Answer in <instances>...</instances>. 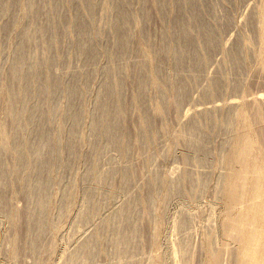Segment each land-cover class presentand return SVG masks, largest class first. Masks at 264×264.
<instances>
[{"label":"rangeland","instance_id":"1","mask_svg":"<svg viewBox=\"0 0 264 264\" xmlns=\"http://www.w3.org/2000/svg\"><path fill=\"white\" fill-rule=\"evenodd\" d=\"M26 0L23 1V4L25 3H28V4H25L24 6H14V8H12L13 10V17L11 15H8L9 17H7V15H1L0 14V88L4 86V84H8V81L6 80V76L7 75V71L9 69L11 62L12 60L10 59V57L13 59V50L15 49V47L17 46V43L18 40L20 39V37L25 33L28 34V44H27V53H28V58H27V61H28V64L29 62L30 63H33L34 61L33 60H39V59H43L46 55H49L48 53H50V56H52V59H53V62L50 63L52 64V66H49L51 69H49L50 73H52V75L54 76L55 75V78L58 79V81L61 83V85H69L71 83V81H73L74 78H78L80 79L78 81V85H80V88L82 87V85H84L82 87V89H84V91H82V89L80 90V92L82 93H79V100L80 103L78 105V107H80L81 109V106H82V109H89V112H92L94 110V106H96V103L98 102L97 98H98V93H99V90L97 91V89H100L101 87V82H103L104 78H105V73L107 70L111 69L112 70V67L114 68V66H122V69L124 70V72L126 73V76L125 77V81H124V86H123V91H122V94L123 97H125L124 99L128 102L130 106H128L127 108V111H126V117H125V121L123 122V125L125 127V132L126 134L128 135L127 137H129V145L131 146H128L129 148L126 149L128 150L127 152H124L121 153L119 150H117V148L113 145H109V144H105L104 141H102L101 143H99L98 147H100L101 149H103L101 151H94V149H92V147L90 148V141H91V138H92V135L91 133L89 132V128H88V121H89V117H85L80 125V129H79V135L81 136V139L79 140V143H77L73 148L72 150H67V149H63V147H65V145L63 146V142H66V139L68 137V133L66 134V130L65 128L67 126L65 125H61L63 124L64 122V117L63 115V112L65 110V107L64 105L66 104L65 101L66 99L64 98L65 95L62 91L60 93L57 92L56 93V96H54V99L52 101H54V103L56 102L55 106L53 105L54 103L52 102L51 105H53V107H55V109L52 110V107L51 105L48 106L46 104V106H44L45 108L47 107V109H50L52 110L53 113L50 112L49 115H51V117H49V121L46 122V127L49 129V132L52 136H55L54 139L56 137L55 140L59 141L57 143V145L59 146L58 148H55V151L57 149L56 152H58L57 154L55 153V157H54V161L53 163L55 164H52V167L51 170H50V177L51 179H54L55 183L52 185V187L54 189H52L51 187V195L52 198L51 199V206H49V228L45 229L43 231V236L40 237V240H43V241H40V245L38 247V250L36 252H31L30 248L28 247L29 246V239L30 236L28 235L27 231L25 232V210H26V207L28 205V203L25 204V201L27 202L29 199L28 197L26 196V189L25 187L22 186V184H20V180L21 177L19 175L17 176H10V173H11V170L13 171V167L15 166V159H14V154H12L13 152V149H9L8 151H5V152H1L0 151V159L3 157V159L0 160V164H2L3 166H5V169H6V172L7 174L10 176L9 179L7 180V182L5 181V189H4V193H5V197H6V203L8 205V207H11V208H15V210L17 212L20 213V215L22 216V219L19 220L18 224L16 222V224H10L9 226V220L7 219V216H5L6 214H4V212L2 213V211H0V215L4 214L3 216L1 215L0 216V264H81V261H79V259L77 260L76 258H74L76 255V252L74 251H78V249L76 250H73L75 248H79V245L82 243V241L85 239V240H88L89 238H91L90 236L93 235V233H97L99 235V241L97 244L98 246H95L93 248V252L95 253L94 255V260H93V264H124V263H130V264H149V261L150 263H152V260L155 259V258H158L160 257H164L163 255H165V257L167 258L168 256V251L166 248H170L168 245L174 248H172V257H173V264H198L201 260V262L204 260V258H202V255H204L203 253V243L205 242V239H203L204 237H206V235L208 236V233L211 231L212 229V223L210 221H212L214 219V212H213V201L218 197V194L217 192H219V188L220 185H219V180L220 178L218 179V177L220 176V171L219 170H223V168H220L222 167L219 162H220V159H221V156H223V154H225L224 152H226L225 150H227V146L229 145L230 143V139H231V134L234 132V128H236L237 124V119L234 118L235 115H231L234 114L235 112H232L231 113L229 112L228 110V107H224V105H222L224 103V101H226L227 99L229 98H235L237 100H242L246 106V104L249 103V105H247L246 109L245 107H243V109L248 113V118L250 117L251 119L249 120H252L254 119L253 121H251L252 123L254 121H256L257 123L259 122L260 120V117H263L264 119V114L261 112V110L264 112V101H260L259 102V105L257 104L258 102H252L250 101L251 98L249 97H252L253 94L255 93H264V57L262 58L261 57V63L259 62L260 60V57L258 56L257 54V51H259V49L257 48V45L259 44L258 43V40L257 38H259L257 36L258 32L256 30V27H254L255 25V22H254V18L251 19L253 16V13H255V6L257 5L256 4V1L254 2V0H200L202 1V3L205 5L206 7V12L204 11L205 13V20L206 22L212 26V28H214L213 30L216 32V37H217V47L215 46L213 48V50L209 53L208 58H205L203 59V62L199 59L200 62L198 64H194V65H184L182 67H176L175 65V60L174 57L170 54H163L161 56V60H159L158 63L161 62V66H159L160 64H158V67H159V71H158V78L160 79V81L162 82V84L165 86L162 85L161 89L157 86L154 87V85L152 86V84H149L147 83L146 86H144L145 90H144V95L147 96L144 98L147 100H143V103L145 104V107L146 109L148 110V112L151 110V108H154L156 104L159 103H163V112L158 116H156L157 114L154 113L153 114V109L150 111L153 115H151V120H152V126H151V135H150V138L148 139L149 141L145 142V141H142V140H139L138 139V136L135 135L139 130L140 128V123L138 122V117H139V112L137 111L138 108H137V105H135L134 102V96H135V93H136V81H135V77H133V75L135 76V67H134V64H137L138 62H145L146 64L148 62H150L147 54H149V57L151 56V59L155 61V58L157 59V56H153V55H156L155 53V46L156 44H158V41L160 39V37H162L163 35L166 36L169 40V42L172 41V34H171V31L168 32V29L170 27V29H172V22L171 19L173 18L174 14L175 13H170V11L167 9L168 8V4L170 1L172 0H163L162 2V5L164 6V13L161 11H159L158 9V5H154L155 2L152 3L153 0H147V3L143 0H128L127 2L128 3V6H129V10L131 11V14L134 18V21H135V24L138 23V24H134L132 26H130L131 28L129 29V31H131V42H130V46H129V50H128V54H127V57H126V54L121 58V59H118L116 60V58L113 59L109 58L112 57L114 51H115V40H114V36H113V33H112V15H111V11L109 12L108 9L106 10L107 6L106 4H103V3H106V0H95V3H97V5L94 7V10H93V14L92 15H89L87 16L88 18V21H89V24L90 27H93L92 29H94V31L96 32L95 35H99L95 36L94 39V44H96V50H97V55H96V59L97 60H93V61H88V59L85 57H83L84 55L77 51L79 50L78 48H76L77 46V43L76 41L78 39V36H77V33L76 31L70 27V25L66 24L67 21L71 20V18L73 17L74 15V5L73 2L75 3L76 1L78 2H82L83 0H74V1H70V0H63V1H60L61 4L57 3L55 4L54 3V0H36L38 2H36L35 0H32L35 8L38 7V11L37 12H34L35 8H33V5L31 0H30V7L29 6V0H27V2H25ZM35 1V2H34ZM73 4V6H71L69 3L70 2ZM102 1V2H101ZM141 3H140V2ZM151 1V2H149ZM165 1H167L165 3ZM204 1V2H203ZM231 1V2H230ZM45 2V3H44ZM53 3L50 4V3ZM69 2V3H68ZM76 2V3H77ZM137 4H136V3ZM143 2V3H142ZM255 4H254V3ZM37 3V4H36ZM48 5H47V4ZM145 3V4H144ZM150 3V4H149ZM165 3V4H163ZM168 3V4H167ZM210 3V4H209ZM22 4V5H23ZM46 4V6H45ZM53 5V8L52 6L50 5ZM133 4V5H132ZM139 4V6H138ZM144 4V5H143ZM28 5V6H27ZM39 5L41 7H39ZM57 6L59 5V7L57 6V9L56 10V7L54 6ZM67 5V6H66ZM70 7H69V6ZM81 5V4H80ZM99 5V6H98ZM103 5V7H102ZM105 5V6H104ZM66 6V7H65ZM101 6V8H100ZM136 6V7H135ZM213 6V7H212ZM254 6V7H253ZM23 7V8H22ZM45 7V9H44ZM48 7V8H47ZM51 7V8H50ZM68 7V8H67ZM17 8V10H16ZM55 8V11H53ZM64 8V9H61ZM73 8V9H72ZM98 8V9H97ZM145 8H149V9H146V11L149 13V18L150 20H146L148 22H145L144 20V17H143V13H144V9ZM210 8V9H209ZM251 8V9H250ZM24 9V10H23ZM26 9V10H25ZM30 9V10H28ZM72 9V10H70ZM141 9V10H140ZM142 9L144 11H142ZM151 9V10H150ZM178 8H175L174 9V12H177ZM22 10V11H21ZM34 10V11H33ZM41 10L42 13H41ZM47 10V12H46ZM69 10V11H68ZM249 10V11H248ZM251 10V11H250ZM15 11V13H14ZM21 11V12H20ZM27 11V13H26ZM50 11V12H49ZM100 11V12H99ZM104 11V12H102ZM168 11V12H167ZM212 11V12H211ZM18 12V13H17ZM66 12V13H64ZM95 12H96V15H95ZM214 12V13H213ZM22 13V14H21ZM33 13V14H32ZM45 13V14H44ZM49 13V14H48ZM60 13V14H59ZM84 14L86 12H83ZM102 15H101V14ZM134 13V15H133ZM157 13H158V16H157ZM161 13V14H160ZM171 16H170V14ZM241 13V14H240ZM248 13V14H247ZM25 14V16H24ZM57 16H56V15ZM104 14V15H103ZM107 14V15H106ZM109 14V15H108ZM141 14V15H140ZM152 14V15H150ZM240 14V15H239ZM249 16H247V15ZM20 15V16H19ZM37 15V16H36ZM43 15V16H42ZM58 15L59 16H62L61 18H65L64 20H67L66 22H62L63 23V26L62 25H59V27H57L56 25H53L55 24V19L58 18ZM65 15V17H64ZM67 15V16H66ZM70 15H71V18H70ZM101 15V16H100ZM137 15V16H136ZM156 15V16H155ZM162 15V16H161ZM243 15V16H242ZM31 16V17H30ZM53 16V17H52ZM92 16V17H91ZM96 16V17H95ZM103 16V17H102ZM108 16V18L106 17ZM110 16V17H109ZM151 16V17H150ZM166 16V17H165ZM208 16V17H207ZM211 16V17H210ZM215 18H214V17ZM241 16V18H240ZM6 17V18H5ZM17 17V18H16ZM22 17V18H21ZM25 17V18H24ZM38 17V18H37ZM42 19H41V18ZM47 17V18H45ZM56 17V18H55ZM90 17V18H89ZM141 17V18H140ZM157 17V18H156ZM226 17V18H225ZM229 17V18H228ZM251 17V18H250ZM12 18V19H11ZM26 20H24V19ZM40 18V19H39ZM50 18V19H49ZM54 18V19H53ZM69 18V19H68ZM94 18V19H92ZM159 18V19H158ZM164 18V19H162ZM212 18V19H211ZM247 18H249L252 22H249L247 20ZM21 19V20H20ZM28 19V20H27ZM32 19V21H31ZM92 19V20H91ZM138 19V22H136ZM158 19V20H157ZM169 19V20H168ZM231 21V22H229ZM233 19V20H232ZM241 19V20H240ZM16 20V21H15ZM45 20V21H43ZM48 20V21H47ZM52 20V22H51ZM58 20V19H57ZM63 20V21H64ZM160 20V22H159ZM167 22H166V21ZM208 20V21H207ZM211 20V21H210ZM215 20V21H214ZM241 22H240V21ZM3 21V22H2ZM23 23H22V22ZM36 21V22H35ZM50 21V22H49ZM54 21V22H53ZM96 21V22H95ZM106 21V22H105ZM225 21V22H223ZM245 21H248L249 23L245 22ZM11 22V24H10ZM16 22V23H15ZM19 22V23H18ZM92 22V23H90ZM108 22V23H107ZM166 22V23H165ZM170 25H168L169 23ZM213 22V23H212ZM221 22V24L219 23ZM224 24H223V23ZM8 23V24H7ZM29 23V24H28ZM33 23V24H32ZM52 23L51 25L55 27V30L58 31V35H56V41L54 43V45L51 47L47 46L48 44V38H49V34L48 33H45L44 36L43 34H39V32L37 31V28H38V24H40L39 26H43V25H48ZM107 25H106V24ZM110 23V24H109ZM142 23V24H141ZM162 23V24H161ZM212 23V24H211ZM215 23V24H214ZM219 23V24H218ZM243 23V24H242ZM250 23L253 25L251 26ZM4 24V25H3ZM8 25V29L4 28L3 26ZM21 24V26L19 25ZM25 24V25H24ZM32 24V25H31ZM37 24V25H36ZM141 24V25H140ZM151 26H150V25ZM165 24V25H164ZM167 24V25H166ZM3 25V26H2ZM13 25V26H11ZM15 25V26H14ZM18 25V26H17ZM23 25V26H22ZM27 25V27H26ZM36 25V27H35ZM45 25V26H46ZM93 25V26H92ZM98 27H97V26ZM139 25V26H138ZM144 25H148L147 27L144 26ZM163 25V26H162ZM218 25V26H217ZM221 25V27H220ZM249 27H248V26ZM62 26V27H60ZM106 26V27H104ZM136 26V27H135ZM235 26V27H234ZM239 26V27H238ZM3 27V28H1ZM10 27V28H9ZM19 27V28H18ZM29 27V28H28ZM32 27V28H31ZM35 27V28H34ZM65 27V28H64ZM133 27V28H132ZM143 27V28H142ZM146 29H145V28ZM151 27V28H150ZM159 27V28H158ZM168 27V29H167ZM231 27V28H230ZM233 27V28H232ZM253 27V28H252ZM15 28V30H14ZM61 28V29H60ZM63 28V29H62ZM70 28V29H69ZM73 30H72V29ZM96 28V29H95ZM109 28V29H108ZM216 28V29H215ZM227 28V29H225ZM235 28V29H234ZM27 31H26V30ZM31 29V30H30ZM35 29V30H33ZM66 29V30H65ZM108 29V30H107ZM134 32H133V30ZM143 29V30H142ZM152 29V30H151ZM166 29V30H164ZM223 29V30H222ZM231 29V30H230ZM251 29V30H250ZM253 29V30H252ZM63 30V31H62ZM72 30V31H71ZM106 30V31H105ZM158 30V31H157ZM220 30V31H219ZM3 31V32H2ZM10 31V32H9ZM13 31L16 32V33H11ZM26 31V32H25ZM150 31V32H149ZM155 31V32H154ZM162 31V32H160ZM167 31V32H165ZM193 31V30H192ZM222 31V32H221ZM231 31V32H230ZM242 33H241V32ZM8 32V33H7ZM30 32V33H29ZM33 32V33H32ZM35 32V33H34ZM37 32V33H36ZM62 32V33H61ZM99 34H98V33ZM146 32V33H145ZM228 32H230L231 34H229ZM256 32V33H255ZM3 33V34H2ZM10 33V34H9ZM107 33V34H106ZM130 33V32H129ZM139 33V34H137ZM152 33V34H151ZM155 35H154V34ZM162 33H165V34H162ZM221 33V34H219ZM237 33V34H236ZM2 34V35H1ZM8 34V35H7ZM18 36H17V35ZM26 34V35H27ZM137 36H136V35ZM143 34V35H142ZM151 34V35H149ZM162 34V35H160ZM256 34V35H255ZM10 35V36H9ZM16 35V36H15ZM32 35V36H31ZM43 37H42V36ZM47 35V36H46ZM108 35V36H106ZM146 35H148L149 37H152L149 38L147 37ZM232 35V36H231ZM240 35V36H239ZM246 36L247 40H250L249 42L243 37ZM255 35V36H254ZM4 36V37H3ZM6 36V37H5ZM8 36V37H7ZM13 36V37H11ZM36 36V37H35ZM60 38H59V37ZM77 36V37H76ZM142 36V37H141ZM101 37V38H99ZM155 37V38H154ZM230 37V38H229ZM243 37V38H242ZM11 38V39H10ZM38 38V39H37ZM41 38H43V40H41ZM44 38H46L44 40ZM106 38V39H105ZM149 38V39H147ZM254 38V40H253ZM256 38V39H255ZM3 39V40H2ZM6 39V40H5ZM15 39V40H14ZM74 39V40H73ZM135 39V40H134ZM143 39V41H142ZM147 39V40H146ZM157 39V40H156ZM171 39V40H170ZM220 39V40H219ZM241 39V40H239ZM243 39V40H242ZM33 40V42H32ZM36 40V41H35ZM111 40V41H110ZM137 40V42H136ZM140 40V41H139ZM246 40V41H245ZM256 40V41H255ZM6 41V42H5ZM45 43H43V42ZM70 41V42H69ZM102 41V42H101ZM222 41V42H221ZM242 41V42H241ZM245 43H249V44H244ZM40 42V43H39ZM47 42V43H46ZM112 42V43H111ZM153 42V43H151ZM220 42V43H219ZM238 42L240 43V49L244 52L245 49L247 52L246 55L241 52L240 53V56L243 55V57H240V65L238 64H235L232 60H231V53L234 51V49H236V45L239 46ZM6 43V44H5ZM35 43H37L35 45ZM76 43V44H75ZM99 43V44H98ZM134 43V44H133ZM223 43V44H222ZM242 43V44H241ZM258 43V44H257ZM13 44L15 45L13 47ZM43 44L46 46H43ZM102 44V45H101ZM111 44V45H110ZM132 44V45H131ZM145 44V45H143ZM220 44V45H219ZM244 44V45H243ZM257 44V45H256ZM9 45V46H8ZM33 45L35 47H33ZM58 45V46H56ZM72 45V46H71ZM106 47H104V46ZM113 45V46H112ZM226 45V46H225ZM235 45V46H234ZM248 45V47H247ZM251 47H250V46ZM255 45V46H254ZM260 45V44H259ZM258 45V47H260ZM40 46V47H38ZM55 46V47H54ZM97 46H100V47H97ZM136 46V47H135ZM149 46V47H148ZM246 46V47H244ZM6 47V48H5ZM45 47V49L43 48ZM52 50H50L49 48ZM60 47V49H59ZM74 47V48H73ZM140 47V48H139ZM146 47V48H145ZM151 47V48H150ZM153 47V48H152ZM175 47H176V43H175ZM219 47V48H218ZM250 47V48H249ZM30 48V50H29ZM35 48V49H34ZM39 48V49H38ZM41 48V49H40ZM48 48V49H47ZM76 48V49H75ZM105 48V49H104ZM112 48V49H111ZM149 48V49H148ZM216 48V49H215ZM221 48V49H220ZM231 48V49H230ZM252 48V49H251ZM256 50H255V49ZM2 49V51H1ZM8 49V50H7ZM43 49L45 51H43ZM62 49V50H61ZM105 52H104V50ZM111 49V51H110ZM133 51H132V50ZM142 49V50H141ZM147 49V50H146ZM240 49H239V52H240ZM248 49V50H247ZM258 49V50H257ZM33 50V52L31 51ZM37 50V51H36ZM42 52H41V51ZM47 50V51H46ZM49 50V51H48ZM103 50V51H102ZM151 50V51H150ZM227 50V51H226ZM254 50V51H253ZM40 51V52H39ZM57 53H56V52ZM100 51V52H99ZM102 51V52H101ZM108 51V52H107ZM130 51V52H129ZM147 53V51L149 53ZM203 50L200 51V53L202 52ZM226 51V52H225ZM252 51L255 52V54L257 56H255L254 54L252 55ZM44 52V53H43ZM80 54H79V53ZM104 52V53H103ZM221 52V53H220ZM4 53V54H3ZM9 53V54H8ZM35 53V54H34ZM43 53V54H41ZM53 53V54H52ZM101 53V54H100ZM110 53V54H109ZM142 53V54H141ZM226 53V54H225ZM31 54V55H29ZM34 54V55H33ZM46 54V55H45ZM57 54V55H56ZM79 54V55H78ZM81 54L83 56H81ZM146 54V55H145ZM204 54V51L201 53V55ZM225 54V56H224ZM230 54V56H229ZM12 55V56H11ZM37 58H36V56ZM43 55V56H42ZM45 55V56H44ZM100 58H99V56ZM102 55V56H101ZM138 55V56H137ZM144 55V56H143ZM166 55V56H165ZM205 55V54H204ZM248 55V56H247ZM250 55V56H249ZM39 56V57H38ZM79 56V57H77ZM106 56V57H105ZM108 56V58H107ZM172 56V57H171ZM229 56V57H228ZM245 56V57H244ZM253 56L254 59H253ZM31 57V59H29ZM34 57L36 59H34ZM58 59H57V58ZM98 57V58H97ZM126 57V58H125ZM149 59H147V58ZM165 59H164V58ZM170 57V58H169ZM247 57V58H246ZM258 57V59H257ZM5 58V59H4ZM63 58V59H62ZM80 58V59H79ZM84 58V59H82ZM104 58V59H103ZM128 58V59H127ZM144 58V60L142 59ZM57 59V60H56ZM87 59V60H86ZM103 59V60H102ZM123 59V60H122ZM256 59H257V64H256ZM11 60V62H10ZM85 60V61H84ZM99 60V61H98ZM105 60V61H104ZM112 62H111V61ZM116 60V61H115ZM129 60V62H128ZM148 60V61H147ZM206 60V61H205ZM82 61V62H80ZM96 61V62H95ZM124 61V62H123ZM132 61V63H131ZM166 61V62H165ZM172 61V62H171ZM228 61V62H227ZM263 61V62H262ZM55 62V63H54ZM61 62V63H60ZM93 62V63H92ZM95 62V63H94ZM110 63V66H109V63ZM114 62V63H113ZM120 62V63H119ZM122 62V63H121ZM126 62V63H125ZM245 62V63H244ZM54 63V64H53ZM58 63V64H57ZM63 63V64H62ZM91 63L93 64L91 66ZM97 63V64H96ZM112 63V64H111ZM118 63V64H117ZM166 63V64H165ZM172 63V64H171ZM244 63V64H243ZM85 64V65H84ZM90 64V65H89ZM164 64V65H163ZM172 67H171V65ZM205 64V65H204ZM56 65V66H55ZM83 65V66H82ZM87 65V66H86ZM112 65V66H111ZM203 67H202V66ZM238 65V66H236ZM243 65V67H242ZM6 66V67H5ZM86 66V68H85ZM106 68H105V67ZM128 66V68H126ZM80 67V68H79ZM90 67V68H89ZM108 67V68H107ZM111 67V68H110ZM188 67L190 68V70L188 69ZM192 67V68H191ZM194 67V68H193ZM197 67V68H196ZM200 67V68H199ZM234 67V68H233ZM259 67V68H258ZM262 67V68H261ZM79 68V69H78ZM85 68V69H83ZM104 68V69H103ZM196 68V69H195ZM236 68V69H235ZM6 69V71H5ZM55 69V70H54ZM95 69V70H94ZM103 69V70H102ZM131 69V70H130ZM164 69V70H163ZM177 69L175 72L174 70ZM181 69V70H180ZM184 69V70H182ZM187 69V70H185ZM198 69V70H197ZM199 69H202V70H199ZM87 73H83L85 71ZM127 70V71H126ZM188 70L189 72L191 73H188ZM239 70V71H238ZM73 71V72H72ZM81 71V72H79ZM94 71V72H93ZM104 71V72H103ZM178 71V73H177ZM184 71V72H182ZM187 71V72H186ZM58 72V73H57ZM71 72V74H70ZM90 72V73H89ZM92 72V73H91ZM103 74H102V73ZM132 72V73H131ZM163 72V73H162ZM196 72V73H195ZM200 72V73H199ZM76 73V74H75ZM79 73V75H77ZM82 73V74H81ZM161 73V74H160ZM184 73V74H183ZM218 73V74H217ZM4 76H3V75ZM62 76H61V75ZM81 74V75H80ZM90 74V78L88 77V75ZM93 74V75H91ZM95 74V75H94ZM130 74V75H129ZM165 74V75H164ZM175 74V75H174ZM190 74V75H189ZM195 74V75H194ZM198 74V75H197ZM59 75V77H58ZM68 75V76H67ZM83 75H86V77L84 78ZM179 75V76H178ZM193 75V76H192ZM74 76V77H73ZM80 76V78H79ZM93 76V77H92ZM166 76V77H165ZM169 76V77H168ZM220 76V77H219ZM222 76V77H221ZM3 77V78H2ZM83 77V78H82ZM174 77L176 79H174ZM202 77V78H201ZM220 79L219 82L220 83V87H221V92L215 94V95H212L211 97L208 96L206 97V95H204L205 91L209 90V85H212L213 84V81L214 79ZM162 78V79H161ZM165 78V79H164ZM186 78V79H184ZM222 78L224 80H222ZM68 79V80H67ZM84 79V82L82 83ZM86 79V80H85ZM91 79V80H90ZM93 79V80H92ZM168 79V80H167ZM178 79H180V81H183L185 82V85L187 86V94L184 95L185 97L183 98V100L181 101V106L179 105L178 109L176 108L175 104L173 105V99L175 100L176 97L178 96V92H177V84L178 83ZM182 79V80H181ZM191 79V80H189ZM212 79V80H211ZM218 79V80H219ZM4 80V81H3ZM186 80V81H185ZM189 80V81H187ZM198 80V81H197ZM65 81V82H63ZM88 81V82H87ZM91 81V82H89ZM94 81V82H92ZM98 81V82H97ZM131 81V82H130ZM167 81V82H166ZM174 81V82H173ZM177 81V82H176ZM224 81V82H223ZM226 81V82H225ZM4 82V83H3ZM89 83L88 85L85 83ZM101 84H100V83ZM132 84H130V83ZM189 82V83H188ZM191 82H195L194 83H191ZM34 84L36 83L33 82ZM33 83H32V87H31V90L33 88V91L36 92V85L33 86ZM82 83V85H81ZM85 83V84H84ZM175 83V84H174ZM236 83V85H235ZM98 84V85H97ZM169 86H168V85ZM194 84V85H193ZM238 84V85H237ZM2 85V86H1ZM130 85V86H129ZM175 85V86H174ZM225 85V86H224ZM233 85V86H232ZM235 85V87H234ZM98 86V87H97ZM150 86V87H149ZM174 86V87H173ZM191 86V87H190ZM209 86V87H208ZM228 88H227V87ZM230 86V87H229ZM238 86V87H237ZM79 87V86H78ZM133 87V88H132ZM154 87V89H153ZM176 87V88H175ZM189 87V88H188ZM208 87V88H207ZM234 87V88H233ZM166 88V89H164ZM170 88H173L172 90ZM204 88V90H203ZM211 88V87H210ZM35 89V90H34ZM87 89V91H86ZM147 89V90H146ZM159 91V94H158V91L155 93L156 90ZM189 89V90H188ZM126 90V92H125ZM174 90V91H173ZM32 91V96L30 94V99L28 98V103L29 106L33 105V103L35 101H37V96H36V93H34ZM86 91V92H85ZM161 91V92H160ZM124 92V93H123ZM166 92V93H164ZM255 92V93H254ZM60 93V94H58ZM127 93V94H125ZM134 93V94H133ZM164 93V94H163ZM169 95H168V94ZM174 93V94H173ZM253 93V94H252ZM81 94V95H80ZM156 96H155V95ZM163 94V95H162ZM167 94V95H166ZM59 95V96H58ZM130 95V96H129ZM165 95V97H164ZM243 95V97H242ZM35 96V97H34ZM58 96V97H57ZM83 96V97H82ZM97 96V97H95ZM167 96H169L168 98H166ZM172 96V97H171ZM188 96V97H187ZM203 98H202V97ZM247 98H245V97ZM3 97V96H2ZM0 98V125H5V128L7 130L8 128V131L10 132L9 129H11V125L9 124V121L12 122L11 120H9L8 117H6L7 115V110H8V101L5 97L3 98ZM32 97V98H31ZM133 97V98H132ZM159 98L157 100V98ZM165 99H164V98ZM206 97V98H205ZM242 97V98H240ZM149 98V99H148ZM189 98V99H188ZM245 98V100H244ZM249 98V99H248ZM36 99V100H35ZM170 99V101H168ZM187 99V100H186ZM247 99H248V102H247ZM35 100V101H34ZM60 100V101H59ZM62 100V101H61ZM130 102H129V101ZM133 100V101H132ZM165 104H164V102ZM213 100V101H212ZM3 101V102H2ZM5 101V103H4ZM82 101V102H81ZM145 101V102H144ZM161 101V102H160ZM212 101V102H210ZM95 104H94V103ZM147 102V103H146ZM153 102V104H152ZM167 102V103H166ZM184 102V103H183ZM207 102V103H206ZM213 102L215 103H219L220 104V107L218 109H215L212 110L210 113H208V117H207V114H194V115H197L196 117H198L196 120L199 121V123L197 122V125L199 127V131H201V135L206 138L204 139L203 141V146H204V149H205V154L204 152L203 153H200L198 151H196L195 149L193 150V148L190 145L189 143V140L190 139V136L188 135V125H189V121L191 122V114L190 115H184L183 112H185L188 108L192 107V105L196 106V107H201V103L202 105L206 106V105H211ZM243 102H242V106L243 105ZM3 103V104H2ZM93 103V104H92ZM192 103V104H191ZM194 103V104H193ZM251 103H254V105L258 106L257 107V110L254 111L256 109V107L254 105H251ZM7 104V106H6ZM35 104V103H34ZM58 104L60 107H58ZM62 104V105H61ZM147 104V105H146ZM152 104V105H151ZM169 104V105H168ZM197 104V105H196ZM87 105V106H86ZM89 105V106H88ZM93 105V106H92ZM151 105V106H150ZM167 105V106H165ZM174 107H173V106ZM199 105V106H198ZM262 105V106H261ZM5 106V107H3ZM86 106V107H85ZM148 106V107H147ZM153 106V107H152ZM170 106V107H169ZM222 106V107H221ZM91 107V108H90ZM130 107V108H129ZM150 107V108H149ZM166 107V108H165ZM224 107V109H222ZM253 107V110L251 109ZM260 107V111L258 110V108ZM58 108V109H57ZM64 108V109H63ZM135 108V109H134ZM250 108V109H249ZM92 109V110H91ZM137 109V110H136ZM228 110V114L227 113V110ZM251 110L250 114L252 115H249V112L247 111ZM5 110V111H4ZM57 110V111H56ZM131 110V111H129ZM176 110V111H175ZM180 110H182L180 112ZM185 110V111H184ZM218 110V111H217ZM135 111V112H134ZM258 111V112H257ZM4 115H3V113ZM6 112V113H5ZM61 112V113H60ZM149 112V113H150ZM190 112V111H189ZM254 112H256L258 115V119H256V117L253 115ZM213 113V114H212ZM224 113V114H223ZM58 114V115H57ZM189 114V113H187ZM263 114V115H262ZM55 115V117L53 116ZM61 115V116H60ZM181 115V116H180ZM202 115V116H201ZM205 115V116H204ZM228 118L230 117L229 115H231V123L230 124L229 122H227L226 118L227 116ZM260 115V116H259ZM262 115V116H261ZM178 116V118H177ZM186 116V118H185ZM200 116V117H199ZM226 116V117H225ZM254 116V117H253ZM5 117V118H4ZM21 117V119L23 120L24 116H19ZM136 117V118H135ZM182 117V118H181ZM195 118V116H193ZM204 117V118H203ZM206 117V118H205ZM210 117V119H208ZM62 118V119H61ZM188 118H189V121H188ZM201 120H200V119ZM227 118V119H228ZM21 119L19 118L17 121H21ZM87 119V120H86ZM155 119V120H154ZM160 119V120H159ZM177 119V121H176ZM199 119V120H198ZM203 119V120H202ZM235 121H232L234 120ZM5 120V121H4ZM9 120V121H8ZM48 120V119H47ZM52 120V121H51ZM138 120V121H137ZM193 120V119H192ZM211 122H210V121ZM225 122H224V121ZM3 121V122H2ZM16 121V119L14 120V122ZM19 121V122H20ZM57 121V123H56ZM63 121V122H62ZM127 121V122H126ZM183 121L184 124H183ZM201 121V122H200ZM208 121V122H207ZM18 122V123H19ZM62 122V123H61ZM138 122V123H137ZM182 122V123H181ZM206 124H204V123ZM235 122V123H234ZM3 123V124H1ZM7 125H6V124ZM21 123V122H20ZM19 123V124H20ZM48 123V125H47ZM60 124L59 128H58V124ZM125 123V124H124ZM180 123V124H179ZM187 123V124H186ZM211 123V124H210ZM213 123V124H212ZM226 123V124H225ZM227 123H229L231 126H229ZM17 124V122H16ZM22 124L24 125L25 124V120L24 122L22 121ZM20 124V125H22ZM57 124V125H56ZM84 124V125H83ZM156 124V125H155ZM165 126H164V125ZM182 124V125H181ZM202 124V125H201ZM233 124H236L234 127H233ZM139 125V126H138ZM163 125V126H161ZM213 125V126H212ZM8 126V127H7ZM127 126V128H126ZM161 126V128H160ZM202 126V127H201ZM62 127V128H61ZM137 127V128H136ZM163 127V128H162ZM229 127V128H228ZM231 127V128H230ZM64 128V129H63ZM68 128V127H67ZM66 128V129H67ZM83 128H85L83 130ZM87 128V129H86ZM167 128V129H166ZM172 128V129H171ZM56 129V130H55ZM58 129V130H57ZM63 129L65 131L62 132V131H59ZM133 129V130H131ZM136 129V130H135ZM158 129V131H157ZM226 129V130H225ZM233 131L230 133V130ZM52 130V131H51ZM81 130V131H80ZM128 133H127V131ZM167 130V131H166ZM176 132H174V131ZM55 131V132H54ZM131 131V132H130ZM135 131V132H134ZM164 131V132H163ZM166 131V132H165ZM169 131V132H168ZM188 133H187V132ZM53 132V133H52ZM60 132V133H59ZM68 132V131H67ZM173 132V133H172ZM178 132V133H177ZM156 133V134H155ZM159 133V134H157ZM166 133V134H165ZM207 133V134H206ZM228 133V134H227ZM56 134V135H55ZM90 134V136H89ZM132 134V135H130ZM134 134V135H133ZM170 134V135H169ZM177 134V135H176ZM200 134V132L198 133ZM226 134V135H225ZM160 135V136H159ZM161 135L163 137H161ZM172 135V136H171ZM174 135V136H173ZM188 135V136H187ZM208 135V136H207ZM229 135V136H228ZM65 136V137H64ZM132 136V137H131ZM155 136V137H154ZM169 136V137H167ZM182 136V137H180ZM186 138H185V137ZM207 136V137H206ZM228 136V137H227ZM82 137L84 139H82ZM90 137V139H89ZM153 137V138H152ZM166 137V138H165ZM171 137V138H170ZM174 137V138H172ZM184 137V138H183ZM135 138V139H134ZM137 138V139H136ZM158 140H157V139ZM170 138V139H169ZM181 138V139H180ZM227 138H230L229 141H227L228 139ZM60 139V140H59ZM63 139V140H62ZM156 139V140H155ZM161 139V140H160ZM163 139V141H162ZM169 139V140H168ZM178 139V140H176ZM187 139V140H186ZM88 140V141H87ZM156 142H155V141ZM173 140V141H172ZM174 140H175V143H174ZM56 141V142H57ZM77 141V140H76ZM136 141V142H135ZM142 141V142H140ZM151 141V143H150ZM161 141V142H160ZM228 145H227V143ZM85 142V143H84ZM133 142V143H131ZM144 142V143H143ZM164 142V143H162ZM169 142V144H168ZM177 142V143H176ZM225 144H224V143ZM81 143V144H80ZM87 143V144H86ZM89 143V145H88ZM131 143V144H130ZM137 143V145H136ZM150 143V144H149ZM184 143V144H183ZM80 144V145H79ZM152 144V145H151ZM80 147H79V146ZM107 145H109L107 147ZM167 145V146H166ZM224 147H223V146ZM103 146V147H101ZM139 146V148H138ZM207 146V147H206ZM79 147V148H77ZM141 147V148H140ZM144 147V150L142 149ZM184 147H188V148H184ZM88 148V150H87ZM107 148V149H106ZM111 148V149H109ZM134 148H137V149H134ZM171 148V149H170ZM64 151H63V150ZM82 149V150H81ZM116 149V150H115ZM147 149V150H145ZM168 150V151H165V150ZM174 149V150H173ZM12 150V151H11ZM62 150V151H61ZM84 150V151H83ZM111 150V151H110ZM115 150V151H114ZM125 150V151H126ZM134 150V151H133ZM136 150V151H135ZM142 150V151H141ZM172 150V151H171ZM68 151V152H67ZM83 151V152H81ZM131 151V152H130ZM137 151H140V152H137ZM145 153H144V152ZM149 151H150V154H149ZM185 151V152H184ZM208 151V153H206ZM222 151V152H221ZM8 152V153H7ZM69 152H73V153H69ZM94 152V154H93ZM98 152H99V156H98ZM101 152V153H100ZM105 152V153H104ZM109 152V153H108ZM115 152V153H114ZM130 152V153H129ZM147 152V153H146ZM166 152V153H165ZM175 152V153H174ZM182 152V153H181ZM2 153V154H1ZM11 155H10V154ZM65 153V154H64ZM97 153V154H96ZM118 153V154H117ZM189 153V154H188ZM195 153V154H193ZM211 153V154H210ZM217 153H220V154H217ZM5 154V155H4ZM60 154V155H59ZM67 154V155H66ZM77 154V155H75ZM86 154V155H85ZM93 154V155H92ZM108 154V155H107ZM122 154V155H120ZM148 154V155H146ZM170 154V155H169ZM176 154V155H175ZM181 154V155H180ZM193 154V155H192ZM198 154V155H197ZM218 156H216V155ZM9 155V156H8ZM63 157H62V156ZM69 155V156H68ZM72 155V156H71ZM74 155V157H73ZM80 155V156H79ZM97 155V156H96ZM112 157H111V156ZM129 155V156H128ZM145 155L147 157H145ZM153 155V156H152ZM186 155V157H189L187 162L184 161L183 159V156ZM190 155V156H189ZM60 156V157H59ZM65 156V157H64ZM97 158H96V157ZM110 156V157H109ZM120 156V157H119ZM152 156V157H150ZM168 156V157H167ZM204 159H203V157ZM207 156V157H206ZM8 157V158H7ZM11 157V158H10ZM57 157V158H56ZM62 157V158H61ZM69 157V159H68ZM85 159H84V158ZM89 157V158H88ZM93 157V158H92ZM108 157V158H107ZM193 157V158H192ZM210 157V158H209ZM10 158V159H9ZM57 160H56V159ZM65 158V159H64ZM72 158V159H71ZM83 158V159H82ZM101 158V159H100ZM112 158H113V161H112ZM115 158V159H114ZM118 160H117V159ZM120 158V159H119ZM150 160H149V159ZM152 158V159H151ZM13 159V160H12ZM59 159V160H58ZM81 159V160H80ZM96 159V160H95ZM99 159V160H98ZM183 159V160H182ZM12 160V161H11ZM67 160V162L65 161ZM69 160V161H68ZM76 160V161H75ZM79 163H78V161ZM87 160V161H85ZM124 160V161H123ZM126 160V161H125ZM148 160V162L146 161ZM152 160V161H151ZM204 160V161H202ZM3 161V162H2ZM14 161V162H13ZM58 161V162H57ZM74 161V162H73ZM95 162V164L97 165H93V163ZM96 161L98 163H96ZM120 161V162H119ZM145 161V162H144ZM184 161V162H183ZM217 161V162H216ZM66 162V163H65ZM88 162H89V165H88ZM9 163V164H7ZM69 165H68V164ZM86 163V164H85ZM100 163V164H99ZM119 163V164H118ZM122 163V164H121ZM188 163V164H187ZM6 164V165H5ZM33 163L31 162V165ZM59 167H58V165ZM112 164V166H111ZM115 164V165H114ZM8 165V166H7ZM67 165V166H66ZM108 165V166H107ZM114 165V166H113ZM117 165V166H116ZM124 165V166H123ZM126 165V166H125ZM64 168H63V167ZM72 166V167H71ZM93 166L95 169V173L96 172L98 173V178L94 175V174H90V171L89 169L91 170L92 168H89ZM102 166V167H101ZM121 168H120V167ZM185 166V167H184ZM214 166V167H213ZM216 166V167H215ZM219 166V167H217ZM62 167V168H61ZM99 167V168H98ZM108 167V168H107ZM115 167V168H114ZM117 167V168H116ZM12 168V169H11ZM67 168V169H66ZM85 168V170H83ZM110 168V169H109ZM128 168V169H127ZM183 168V169H182ZM216 168V169H215ZM10 172H8V170ZM31 169V168H30ZM59 169V170H58ZM70 169V170H69ZM100 171H99V170ZM116 170L114 172V170ZM125 169V170H124ZM55 170V171H54ZM69 170V171H68ZM72 170V171H71ZM87 170H88V173H87ZM108 170V171H107ZM133 170V171H132ZM177 172H176V171ZM181 170V171H180ZM187 170V171H186ZM189 170V171H188ZM217 170V172H215ZM62 171V172H61ZM102 171V173H101ZM107 171V173H106ZM111 171V172H110ZM118 171V173H117ZM124 171V172H123ZM128 171V172H127ZM171 171V172H170ZM173 171V172H172ZM183 171V172H182ZM190 171L194 172V173H191ZM71 172V173H70ZM78 172V173H77ZM110 174H109V173ZM122 172V173H121ZM129 172H132L130 173V177L129 176ZM135 172V173H133ZM182 172V173H181ZM184 172H187L189 174V176L187 177H183V173ZM207 172V173H206ZM59 173V174H57ZM66 173V174H65ZM70 173V174H69ZM87 173V174H86ZM106 173V174H105ZM115 173V174H114ZM117 173V174H116ZM125 177H124V174ZM152 173V175H151ZM156 173V175H155ZM160 173V174H159ZM165 173V174H164ZM167 173V175H166ZM212 173V174H211ZM62 174V175H61ZM71 174H73L71 176ZM89 174V175H88ZM105 174V175H104ZM109 174V175H108ZM128 174V175H127ZM170 174V176H169ZM177 174V176H176ZM195 174V175H194ZM211 174V178L210 175ZM79 175V176H78ZM86 175V176H85ZM91 175V177H90ZM107 175V176H106ZM111 175V176H110ZM121 175V176H120ZM123 175V176H122ZM134 175V176H133ZM174 175V176H173ZM191 175V176H190ZM198 175L200 176V180L198 179ZM216 175V176H215ZM53 176V177H52ZM54 176L56 178H54ZM61 176V177H60ZM70 176V177H69ZM75 176V177H74ZM92 176L93 178H97V179H93L92 180ZM101 178H100V177ZM109 176V177H108ZM120 176V177H119ZM128 179H127V177ZM132 176V177H131ZM151 176V177H150ZM158 176V178H157ZM164 176V177H163ZM173 176V178H172ZM197 176V177H195ZM12 177V178H11ZM17 177V179H15ZM90 177V178H89ZM104 177V178H103ZM107 177V178H105ZM157 178V182H156V185H154V188H153V197H155L156 201L152 200V201H147V203L143 200V198L146 196L148 190L146 188H148L147 186V183L149 181H147L148 179H151V178ZM166 177V178H165ZM205 177V178H204ZM77 178V179H76ZM81 178V179H80ZM103 178V180H102ZM133 178V179H132ZM169 178V179H168ZM193 178V179H192ZM197 178V180H196ZM59 179V180H58ZM89 179V180H88ZM130 180V181H127L128 183V186H127V183H126V180ZM135 179V180H134ZM160 179H164L163 181H170V184L169 182L165 181V183L170 187L167 186L166 188L164 187H161L159 184V181ZM174 179V180H173ZM181 179V180H180ZM184 179V180H183ZM190 179V180H189ZM202 179V180H201ZM215 179V180H214ZM12 180V181H11ZM14 180V182H13ZM18 180V181H17ZM85 182H84V181ZM87 180V181H86ZM97 182H96V181ZM101 180V182H100ZM134 180V181H133ZM161 180V181H162ZM178 180V181H177ZM195 180V181H194ZM205 180V181H204ZM9 181V182H8ZM17 181V182H16ZM57 181V183H56ZM103 181V182H102ZM198 181V182H197ZM214 181V182H213ZM19 182V183H18ZM59 182V184H58ZM61 182V183H60ZM125 182V183H124ZM191 182V183H190ZM194 182V183H193ZM205 182V183H203ZM216 182V183H215ZM17 183V184H16ZM103 183V184H101ZM131 185H130V184ZM134 183V184H133ZM11 184V185H9ZM123 186H122V185ZM124 184L126 185L124 187ZM196 184V185H195ZM208 184V185H207ZM7 185V186H6ZM56 185V186H55ZM101 185V186H100ZM158 185V186H157ZM178 185V186H177ZM195 185V186H194ZM200 185V186H199ZM214 185V186H213ZM12 186V187H10ZM64 186V187H63ZM99 186V188H98ZM172 186V187H171ZM177 186V187H176ZM204 186V187H202ZM212 186H213V189H212ZM218 186V187H217ZM23 187V188H22ZM90 190H89V188ZM122 187V188H120ZM160 187V188H158ZM177 189H175V188ZM58 188V189H57ZM60 188V189H59ZM92 188V190H91ZM95 188H97L95 190ZM126 188V189H125ZM128 188V189H127ZM157 188V189H156ZM165 190L166 193H169L168 195L165 196V192L162 191V189ZM216 188V189H215ZM21 189V190H20ZM57 189V190H56ZM71 189H72V192H71ZM87 189V190H86ZM122 189V190H121ZM126 191H125V190ZM179 189V190H178ZM11 190V191H10ZM14 190V191H13ZM20 190V191H19ZM54 190V192H53ZM61 190V191H60ZM64 190L65 192L69 191L68 193L66 192V195L64 193ZM81 190V191H80ZM132 190V191H131ZM146 190V191H145ZM156 190V191H155ZM161 190V191H160ZM168 192H167V191ZM172 190V192H171ZM181 190V191H180ZM10 191V192H9ZM76 193H75V192ZM78 191V192H77ZM95 191V192H94ZM98 191V192H97ZM129 191V192H128ZM49 192V194H50ZM83 192V194L81 193ZM137 192V193H136ZM139 192V193H138ZM143 192V193H142ZM156 192V193H155ZM181 192V193H180ZM10 193V194H9ZM20 193L23 195L21 196ZM54 193V194H53ZM56 193V194H55ZM64 193V194H63ZM71 193V195H70ZM86 195H85V194ZM95 193V194H93ZM163 193V194H162ZM212 193H214L213 195H211ZM25 194V195H24ZM70 197H69V195ZM76 194V195H74ZM93 194V195H92ZM99 194H100V197H99ZM130 194V195H129ZM136 194V196H135ZM138 194V195H137ZM162 194V196H161ZM217 194V195H215ZM11 195V196H10ZM50 195V196H51ZM59 195L60 198H59ZM92 195V196H91ZM97 195V196H96ZM122 195L124 197H122ZM127 195V196H126ZM143 195V196H142ZM156 195V196H155ZM9 196V197H8ZM69 198H68V197ZM84 196V197H83ZM129 196V197H128ZM131 196V198H130ZM138 196V198H136ZM142 196V197H141ZM173 196V197H172ZM213 196V197H212ZM27 199H26V198ZM55 197V198H54ZM76 197V198H75ZM93 198L92 200L94 201H91L90 199ZM140 197V198H139ZM215 197V198H214ZM9 198V199H8ZM67 198V199H66ZM129 198V199H128ZM160 202H157L159 199ZM164 198V199H162ZM171 198V199H170ZM212 198V199H211ZM214 198V199H213ZM55 199V200H53ZM120 199V200H118ZM126 199V200H125ZM135 200L136 199V202L135 205H133L132 207V221L136 224V232L134 234V243H136L135 245L133 244L131 250L125 254V255H122V256H119L116 254V249L114 250V246H113V240H114V233H113V228L115 227V224L117 221V219H115V213L116 211H118L122 206H123V202L126 203V201L128 200ZM142 199V200H141ZM169 199V200H168ZM11 200V201H10ZM25 200V201H24ZM60 200V201H59ZM65 200V201H64ZM84 200V201H83ZM122 200V201H121ZM141 200V201H140ZM167 200V201H166ZM11 202V204L9 202ZM68 201V202H67ZM88 201V202H86ZM120 201V203H119ZM144 201V202H142ZM212 201V202H211ZM62 204H60V203ZM137 202H139L137 204ZM142 202V203H141ZM167 202V203H166ZM194 202V203H193ZM65 203V204H64ZM66 203H69V204H66ZM92 203V204H91ZM159 203V204H158ZM193 203V204H192ZM25 204V205H24ZM58 204V205H57ZM144 204L148 207L147 208L146 206H144ZM153 204V206H151ZM162 204V205H161ZM207 204V205H206ZM15 205V207H13ZM86 205H88L86 207ZM92 205V206H91ZM101 205V206H100ZM113 207H112V206ZM138 205V206H137ZM165 205V206H164ZM211 205V206H209ZM96 206V207H94ZM100 206V207H98ZM119 206V207H118ZM136 206V207H135ZM143 206V208H142ZM161 206V207H160ZM163 206V207H162ZM192 206V207H191ZM58 207V209L56 208ZM62 207V208H61ZM64 207V209H63ZM86 207V208H85ZM91 207V209H90ZM116 209H115V208ZM151 207V208H150ZM155 207V209H154ZM190 207V208H189ZM54 208V209H52ZM104 208V209H103ZM107 208V210H106ZM161 211H160V209ZM201 210H199V209ZM205 208V210H204ZM212 208V209H211ZM79 209V210H78ZM86 209V210H85ZM96 209V210H95ZM100 209V210H99ZM148 209V210H147ZM152 209V210H151ZM164 209V210H163ZM208 209V210H207ZM61 210V211H60ZM63 210V211H62ZM68 210V211H67ZM88 210V211H87ZM107 212H106V211ZM139 210V211H138ZM154 210V211H153ZM157 210V211H156ZM159 210V211H158ZM194 212H193V211ZM212 212H211V211ZM24 211V212H23ZM60 211V212H58ZM84 211H86L88 214H86V212L84 213ZM93 211V213H92ZM99 211V212H98ZM137 211V212H136ZM144 211V212H143ZM187 211V212H186ZM197 211V212H195ZM199 211V212H198ZM201 211V212H200ZM203 211V212H202ZM205 211V212H204ZM208 211V212H207ZM91 212V214H90ZM96 212V213H95ZM100 214H98V213ZM136 212V213H135ZM140 212V213H139ZM148 212V215L147 213ZM158 212L161 217H162V224L164 227H161L158 229L160 230V233H157L159 231H155L154 228H156V224L154 223L156 219L154 218H157L156 217V214L158 217H160V215H158ZM164 212V213H163ZM183 212V213H182ZM190 212V213H189ZM210 212V213H209ZM54 213V214H53ZM87 216H85L84 214ZM108 213V214H107ZM138 213V214H137ZM144 213V214H142ZM156 213V214H155ZM186 213V215H185ZM189 213V215H188ZM200 213V214H199ZM213 213V214H212ZM111 216H110V215ZM153 214V217L151 216ZM155 214V216H154ZM195 214V215H194ZM81 215V216H80ZM90 217H89V216ZM106 215V216H105ZM108 215V217H107ZM138 215V216H137ZM191 215V216H190ZM206 215V216H205ZM211 215V216H210ZM78 216V217H77ZM83 216V217H82ZM97 216V217H96ZM110 216V218H109ZM149 216V217H148ZM151 216V217H150ZM172 216V218H171ZM175 216V217H174ZM183 216V217H182ZM187 216V217H186ZM190 216V217H188ZM6 219H5V218ZM52 217V218H51ZM170 217V218H169ZM180 217L182 219H180ZM24 218V219H23ZM84 220V222L82 221V219ZM89 218H92V219H89ZM110 220H109V219ZM134 218V219H133ZM151 218V219H149ZM153 218V219H152ZM175 218V219H174ZM205 218V219H204ZM208 220H207V219ZM140 219V220H139ZM169 219V220H168ZM177 219V220H176ZM184 219V220H183ZM190 219V220H189ZM211 219V220H210ZM8 220V221H7ZM24 220V221H23ZM94 220V222H93ZM100 220V221H99ZM114 220V221H112ZM138 220V221H137ZM188 222H187V221ZM171 221V222H170ZM173 221V222H172ZM175 221V222H174ZM180 221H183L182 223L183 224H178V223H181ZM190 221V222H189ZM6 222H8L6 224ZM88 222V223H87ZM98 222V223H97ZM109 222V223H108ZM187 222V223H185ZM205 222V224L203 223ZM213 222V221H212ZM13 223V222H11ZM115 223V224H114ZM176 223V224H175ZM185 223V224H184ZM208 225H207V224ZM92 224V225H91ZM210 224V225H209ZM14 225H16L14 227ZM19 225V226H18ZM22 225V226H21ZM141 225V226H140ZM172 225V226H171ZM175 227H174V226ZM187 225V227L189 226V228L187 229V227H185ZM6 226V227H5ZM58 226V228L56 227ZM85 226V227H84ZM93 226V227H92ZM96 226V228H95ZM100 226V227H99ZM106 226V227H105ZM109 226V227H108ZM111 226V227H110ZM155 226V227H154ZM171 226V227H170ZM180 226V228H179ZM206 226V227H204ZM209 226V228H208ZM10 227V228H9ZM14 227V228H13ZM17 227V228H16ZM21 227V228H20ZM108 227V228H107ZM178 227V229H177ZM202 227V228H201ZM204 227V228H203ZM3 228V229H2ZM13 230H12V229ZM87 230H86V229ZM102 228H105V229H102ZM176 228V229H175ZM201 228V229H200ZM11 229V230H10ZM15 229V230H14ZM50 229V230H48ZM53 229V230H52ZM58 229V230H57ZM95 229V230H94ZM107 229V230H106ZM139 229V230H138ZM205 229V230H204ZM48 230V231H47ZM57 230V231H55ZM99 230H100V233H99ZM154 230V232H153ZM203 230V231H202ZM7 231V232H6ZM16 233H15V232ZM51 231V232H49ZM84 231V232H82ZM98 231V232H97ZM112 231V232H111ZM162 231V232H161ZM171 231V232H170ZM209 231V232H208ZM12 232V233H11ZM24 232V233H23ZM47 232V233H46ZM87 232V233H86ZM112 234H111V233ZM140 232V234H139ZM153 232V233H152ZM202 232V233H201ZM206 233V234H203V233ZM208 232V233H207ZM4 233V234H3ZM7 233V234H6ZM15 233V234H14ZM82 233V234H81ZM157 233V235H156ZM200 233V234H199ZM2 234V236H1ZM10 234V235H9ZM12 234V235H11ZM24 234V235H23ZM45 234V235H44ZM88 234V235H87ZM154 234V235H152ZM201 234H203V236H201ZM16 235V237L14 236ZM19 235V236H18ZM27 235L29 237H27ZM54 235V236H53ZM87 235V236H86ZM102 237H101V236ZM153 237H152V236ZM156 235L155 239L158 237V235L161 236V238L158 237V239L156 240L158 243H153L155 245L152 244V239H154V236ZM10 236V237H9ZM84 236V237H83ZM113 236V237H112ZM165 236V237H164ZM52 237V238H50ZM150 237H152V239H150ZM201 237L202 238V241H201ZM15 238V239H14ZM24 238H27V239H24ZM42 238V239H41ZM79 238V239H78ZM137 238V239H136ZM6 239V240H5ZM83 239V240H82ZM102 239V240H101ZM154 239V240H155ZM164 239V240H163ZM4 240V241H3ZM9 242H8V241ZM12 240V241H11ZM53 242H52V241ZM84 240V241H85ZM138 240V241H137ZM161 241L159 243V241ZM199 240V241H198ZM7 241V242H6ZM15 241V242H14ZM50 241V242H49ZM181 241V242H179ZM2 242V243H1ZM14 242L15 243V246H16V256L13 258L12 256H10V246H11V243ZM57 244H56V243ZM78 242V243H77ZM139 242V243H138ZM141 242V243H140ZM148 242V243H147ZM169 242V243H168ZM183 242V243H182ZM200 242L201 244H203L201 247H200ZM6 243V244H5ZM151 243V244H149ZM2 244V245H1ZM10 244V245H9ZM46 246H45V245ZM51 244V246H50ZM53 244V245H52ZM158 244L160 246H158ZM168 244V245H167ZM174 244V246H173ZM43 245V246H41ZM56 245V246H55ZM150 245L152 247H150ZM166 245V247L164 248V246ZM198 245V246H197ZM153 246H155V248H157V250H155V248H153ZM158 246V247H156ZM162 246V247H161ZM7 247V248H6ZM41 247V248H40ZM58 247V248H57ZM97 247V248H96ZM178 247V248H177ZM186 247V248H185ZM190 247V248H189ZM6 248V249H5ZM44 248V249H43ZM47 248V249H45ZM191 249L192 251H190L189 249ZM202 248V249H201ZM29 249V250H28ZM43 249V250H41ZM52 251H51V250ZM65 249V250H64ZM154 249V251H153ZM159 249V250H158ZM165 249V250H164ZM174 249V250H173ZM189 253L192 252V254L188 255V252ZM199 249V250H198ZM26 250V252H25ZM55 250V251H54ZM64 250V251H63ZM95 250V251H94ZM162 250V251H161ZM179 250V251H178ZM197 250V251H196ZM114 251V252H113ZM132 251V252H131ZM153 253H152V252ZM157 251V252H156ZM166 251V252H165ZM195 253H194V252ZM5 252V253H3ZM8 252V253H6ZM29 252V253H28ZM39 252V253H38ZM49 252V253H48ZM72 252V253H71ZM148 252V253H147ZM154 256L153 259L150 258L152 255ZM158 253V257L155 256V254ZM175 252V253H174ZM181 252V253H180ZM203 252V253H202ZM61 253V255H65V256H62L60 257L61 255H59ZM68 253V255H67ZM75 253V254H74ZM97 253V254H96ZM133 253V254H132ZM160 253V254H159ZM202 253V254H201ZM5 254V255H4ZM19 254V255H18ZM74 254V255H73ZM116 254V255H114ZM176 256H175V255ZM199 254V256H198ZM10 257H9V256ZM73 255V257H72ZM133 255V256H132ZM136 255V256H135ZM197 255V256H196ZM35 256V257H34ZM39 258L40 261H38L37 257ZM116 256V257H115ZM190 258H189V257ZM228 254L227 253H224L222 254V259L223 261H221L222 264H229L228 262V259L224 258V257H227ZM2 257V258H1ZM6 257V258H5ZM17 257V258H16ZM32 257V258H31ZM176 257V258H175ZM180 257V259H179ZM204 257V256H203ZM8 258H13V259H8ZM16 258V259H15ZM36 258V259H35ZM65 258V259H64ZM69 258V259H68ZM71 258V259H70ZM73 258L75 260H73ZM184 258V259H182ZM189 258V259H187ZM192 258V259H191ZM198 258V259H197ZM200 258V259H199ZM203 260H202V259ZM34 261H33V260ZM67 259V260H66ZM125 259V260H124ZM149 259H152V260H149ZM14 260V261H13ZM18 260V261H17ZM66 260V261H65ZM72 260V261H71ZM123 260V261H122ZM177 260V261H176ZM180 260V261H179ZM184 260V261H183ZM186 260V261H185ZM189 260V262L187 261ZM13 261V262H12ZM38 261V262H37ZM42 261V262H41ZM122 261V262H121ZM128 261V262H127ZM138 261V262H137ZM192 261V262H191ZM73 262V263H72ZM75 262V263H74ZM78 262V263H77ZM80 262V263H79ZM134 262V263H133ZM179 262V263H178ZM191 262V263H190ZM198 262V263H197ZM200 262V263H201ZM225 262V263H224ZM228 262V263H227ZM199 263V264H200ZM220 263V264H221Z\"/></svg>","mask_w":264,"mask_h":264},{"label":"bare ground","instance_id":"2","mask_svg":"<svg viewBox=\"0 0 264 264\" xmlns=\"http://www.w3.org/2000/svg\"><path fill=\"white\" fill-rule=\"evenodd\" d=\"M23 1L24 0H0V14L1 15H7V17H9L8 15H11L13 17V10L12 8H14V6H17L19 4V6H24L25 4H28V3H25L23 4ZM36 1V0H35ZM34 1V2H35ZM50 1V0H49ZM53 1V0H52ZM60 1H63V0H54V3L57 4H61ZM71 1V0H70ZM69 1V2H70ZM74 1V0H72ZM71 1V2H72ZM100 1V0H99ZM128 0H106V3H103V4H106L107 8L106 10L108 9V11L111 13V15L113 16L112 18V33H113V36H114V40H115V51L114 53L112 54L113 56L109 58L114 59L116 58V60L118 59H121L126 53L128 54V50H129V46H130V42H131V31H129V29L131 28L130 26L134 25L135 24V21H134V18L131 14V11L129 10V6H128V3L127 2ZM132 1V0H131ZM143 1V0H142ZM145 1V0H144ZM27 2V0L25 1ZM32 2V0H31ZM38 2V1H36ZM51 2V1H50ZM49 2V3H50ZM64 2V1H63ZM68 2V3H69ZM69 3L71 6H73V4H75L73 7H74V15L73 17L71 18V15H70V18L71 20L67 21V20H64L63 18H61L62 16H59L58 15V18L55 19V24L53 25H62L63 26V23L67 21L66 24L70 25V27H72L76 33H77V36L78 39L76 41L77 43V46L76 48H78L79 52H81V56H83L84 58L86 57L88 59V61H93V60H97L96 59V55L98 54L97 53V50H96V44H94V39L95 38V31L94 29H92L93 27H90L91 24H89V21L87 16L89 15H92L93 14V10H94V7L97 5V3H95V0H83L82 2H73L72 3ZM102 2V1H101ZM140 2V1H139ZM147 3V0L145 1ZM151 2V1H149ZM154 3V5H158V9L159 11H161V13L165 12L164 11V6L162 5V2L163 0H153L152 3ZM167 1H165L166 3ZM204 2V1H203ZM231 2V1H230ZM255 2V0H254ZM253 2V3H254ZM45 3V2H44ZM53 3V2H52ZM50 3V4H52ZM53 3V5H54ZM136 3V2H135ZM138 3V2H137ZM136 3V4H137ZM141 3V2H140ZM143 3V2H142ZM163 3V4H165ZM23 4V5H22ZM37 4V3H36ZM47 4V3H46ZM45 4V6H46ZM49 4V5H50ZM81 4V5H80ZM96 4V5H95ZM130 4V3H129ZM145 4V3H144ZM143 4V5H144ZM150 4V3H149ZM168 4V3H167ZM210 4V3H209ZM255 4V3H254ZM256 6H255V13H253V17L251 19L254 18V22L255 24L251 21H249L250 19L247 18V20L249 22H252L256 27V30L258 32L257 36L259 38L258 40V44L260 47H258L257 45V48L259 49V51H257V54L258 56L260 57V60L259 62L261 63V57L263 58L264 57V0H257L256 1ZM33 5V8H35V5ZM30 5V0H29V6ZM48 5V4H47ZM53 5H50L52 6L53 8ZM133 5V4H132ZM26 6V5H25ZM24 6V7H25ZM59 7V5H57ZM57 6L55 5L54 7H56V10L57 9ZM67 6V5H66ZM65 6V7H66ZM69 6V5H68ZM99 6V5H98ZM105 6V5H104ZM139 6V4H138ZM39 7H41L39 5ZM70 7V6H69ZM103 7V5H102ZM136 7V6H135ZM213 7V6H212ZM254 7V6H253ZM23 8V7H22ZM48 8V7H47ZM51 8V7H50ZM68 8V7H67ZM101 8V6H100ZM104 8V7H103ZM175 8H178L177 12H174V9ZM38 7H36L33 11L34 12H37L38 11ZM45 9V7H44ZM61 9V8H60ZM64 9V8H62ZM61 9V10H62ZM73 9V8H72ZM70 9V10H72ZM98 9V8H97ZM146 9H149V8H145L144 10L142 9V11H144L143 13V17H144V21L145 22H148L150 20L149 18V11L147 12ZM170 13L172 11V13H175L173 18L171 19L170 22H172V26L170 25V23L168 25H170L172 27V29H168V32L171 31V34H172V41L169 42L168 39H166L167 35L166 36H162L160 37L159 41H158V44H156L155 46V54L156 55H153V56H157V59L155 58V61L154 59L152 60L151 59V56L149 57V53L147 51H145V53L147 54L148 59L150 62H148L147 64L145 62H138L137 64H134V67H135V76L133 75V77H135V81H136V93H135V96H134V102L135 105H137V108H138V112H139V117H138V122L140 123V128L138 129L139 131L135 134L138 136V139L139 140H142V141H149L148 139L150 138V135H151V126H152V120H151V115H153L154 113H156L158 116V114L160 115L162 112H163V103H159L155 105L154 108H151V110L153 109V114L150 112H148V110L146 109L145 107V104L143 103V100L145 99L144 98V86L147 85V83L149 84H152V86L154 85L159 87L161 89L162 87V82L160 81V79L158 78V71H159V67H158V64H160L159 66H161V62H159V60H161V56L165 53L167 54H170L174 57L173 60H175V65L176 67H182L184 65H194V64H198L200 61L199 59L203 62V59L205 58H208L206 56L209 55V53L213 50V48L216 46L217 47V37H216V32L213 30L214 28H212V26H210L206 20H205V13L204 11L206 10V7L205 5L202 3V1L200 0H172L169 2L168 4V8H167ZM210 9V8H209ZM251 9V8H250ZM17 10V8H16ZM24 10V9H23ZM26 10V9H25ZM30 10V9H28ZM141 10V9H140ZM151 10V9H150ZM22 11V10H21ZM20 11V12H21ZM43 10H41V13H42ZM55 11V8L54 10ZM69 11V10H68ZM207 11V10H206ZM205 11V12H206ZM249 11V10H248ZM251 11V10H250ZM44 12V11H43ZM47 12V10H46ZM50 12V11H49ZM83 12H86L85 14ZM100 12V11H99ZM104 12V11H102ZM168 12V11H167ZM212 12V11H211ZM15 13V11H14ZM18 13V12H17ZM27 13V11H26ZM66 13V12H64ZM92 13V14H91ZM160 13V14H161ZM169 13V14H170ZM171 13V14H172ZM214 13V12H213ZM13 14V15H12ZM22 14V13H21ZM33 14V13H32ZM45 14V13H44ZM49 14V13H48ZM60 14V13H59ZM101 14V13H100ZM170 14V16H171ZM241 14V13H240ZM239 14V15H240ZM248 14V13H247ZM245 14V15H247ZM56 15V14H55ZM95 15H96V12H95ZM102 15V14H101ZM100 15V16H101ZM104 15V14H103ZM107 15V14H106ZM109 15V14H108ZM134 15V13H133ZM141 15V14H140ZM152 15V14H150ZM20 16V15H19ZM25 16V14H24ZM37 16V15H36ZM43 16V15H42ZM57 16V15H56ZM67 16V15H66ZM137 16V15H136ZM156 16V15H155ZM157 16H158V13H157ZM162 16V15H161ZM243 16V15H242ZM249 16V15H247ZM31 17V16H30ZM53 17V16H52ZM65 17V15H64ZM92 17V16H91ZM96 17V16H95ZM103 17V16H102ZM108 18V16H106ZM110 17V16H109ZM151 17V16H150ZM166 17V16H165ZM208 17V16H207ZM211 17V16H210ZM214 17V16H213ZM6 18V17H5ZM17 18V17H16ZM22 18V17H21ZM25 18V17H24ZM23 18V19H24ZM38 18V17H37ZM41 18V17H40ZM39 18V19H40ZM43 18V17H42ZM41 18V19H42ZM47 18V17H45ZM90 18V17H89ZM141 18V17H140ZM157 18V17H156ZM215 18V17H214ZM226 18V17H225ZM229 18V17H228ZM241 18V16H240ZM12 19V18H11ZM44 19V18H43ZM50 19V18H49ZM54 19V18H53ZM58 19V20H57ZM69 19V18H68ZM94 19V18H92ZM91 19V20H92ZM109 19V18H108ZM149 19V20H148ZM159 19V18H158ZM157 19V20H158ZM164 19V18H162ZM212 19V18H211ZM21 20V19H20ZM26 20V19H24ZM28 20V19H27ZM64 20V21H63ZM148 20V21H146ZM169 20V19H168ZM167 20V21H168ZM228 20V19H227ZM233 20V19H232ZM241 20V19H240ZM239 20V21H240ZM16 21V20H15ZM32 21V19H31ZM45 21V20H43ZM48 21V20H47ZM166 21V20H165ZM166 21V22H167ZM208 21V20H207ZM211 21V20H210ZM215 21V20H214ZM229 21V20H228ZM248 21H245L247 23H249ZM3 22V21H2ZM22 22V21H21ZM36 22V21H35ZM50 22V21H49ZM52 22V20H51ZM54 22V21H53ZM63 22V23H62ZM96 22V21H95ZM106 22V21H105ZM138 22V19L137 21ZM160 22V20H159ZM165 22V23H166ZM225 22V21H223ZM222 22V23H223ZM231 22V21H229ZM241 22V21H240ZM16 23V22H15ZM19 23V22H18ZM23 23V22H22ZM92 23V22H90ZM108 23V22H107ZM213 23V22H212ZM211 23V24H212ZM221 24V22H219ZM218 23V24H219ZM232 23V22H231ZM8 24V23H7ZM11 24V22H10ZM29 24V23H28ZM33 24V23H32ZM31 24V25H32ZM52 23L48 24V25H43V26H39L40 24H38V28H37V31L39 32V34H44L45 33H48L49 34V38H48V44L47 46H53L54 43H55V39H56V35H58V31L55 30V27L51 25ZM93 24V23H92ZM106 24V23H105ZM110 24V23H109ZM138 24V23H136ZM135 24V25H136ZM142 24V23H141ZM140 24V25H141ZM162 24V23H161ZM215 24V23H214ZM224 24V23H223ZM243 24V23H242ZM4 25V24H3ZM2 25V26H3ZM21 26V24H19ZM25 25V24H24ZM37 25V24H36ZM35 25V27H36ZM59 25L57 27H59ZM107 25V24H106ZM150 25V24H149ZM165 25V24H164ZM167 25V24H166ZM251 26H253L251 23H250ZM13 26V25H11ZM15 26V25H14ZM18 26V25H17ZM23 26V25H22ZM60 26V27H62ZM93 26V25H92ZM97 26V25H96ZM139 26V25H138ZM146 26V25H144ZM148 26V25H147ZM146 26V27H147ZM151 26V25H150ZM163 26V25H162ZM218 26V25H217ZM248 26V25H247ZM5 29L7 28L8 29V25L5 24V26H3ZM1 27V28H3ZM27 27V25H26ZM34 27V28H35ZM98 27V26H97ZM106 27V26H104ZM136 27V26H135ZM221 27V25H220ZM235 27V26H234ZM239 27V26H238ZM249 27V26H248ZM10 28V27H9ZM19 28V27H18ZM29 28V27H28ZM32 28V27H31ZM65 28V27H64ZM71 28V29H72ZM133 28V27H132ZM143 28V27H142ZM145 28V27H144ZM151 28V27H150ZM159 28V27H158ZM231 28V27H230ZM233 28V27H232ZM253 28V27H252ZM61 29V28H60ZM63 29V28H62ZM70 29V28H69ZM72 29V30H73ZM96 29V28H95ZM109 29V28H108ZM107 29V30H108ZM146 29V28H145ZM216 29V28H215ZM227 29V28H225ZM235 29V28H234ZM1 30V29H0ZM15 30V28H14ZM26 30V29H25ZM31 30V29H30ZM35 30V29H33ZM66 30V29H65ZM71 30V31H72ZM133 30V29H132ZM143 30V29H142ZM152 30V29H151ZM166 30V29H164ZM193 30V31H192ZM223 30V29H222ZM231 30V29H230ZM251 30V29H250ZM253 30V29H252ZM27 31V30H26ZM25 31V32H26ZM63 31V30H62ZM106 31V30H105ZM158 31V30H157ZM220 31V30H219ZM3 32V31H2ZM10 32V31H9ZM130 32V33H129ZM134 32V30H133ZM150 32V31H149ZM155 32V31H154ZM162 32V31H160ZM167 32V31H165ZM222 32V31H221ZM231 32V31H230ZM230 32H228L229 34H231ZM241 32V31H240ZM8 33V32H7ZM13 33V31L11 32ZM16 33V32H14ZM13 33V34H14ZM30 33V32H29ZM33 33V32H32ZM35 33V32H34ZM37 33V32H36ZM62 33V32H61ZM98 33V32H97ZM146 33V32H145ZM242 33V32H241ZM256 33V32H255ZM3 34V33H2ZM1 34V35H2ZM10 34V33H9ZM27 34V33H26ZM25 33L20 37V39L18 40L19 43H17V46L15 47V49L13 50V59L10 57V62L11 64L8 65L10 66L8 71H7V75L6 76V80L8 81V84H4L3 87L0 88V98L3 96L7 99L8 101V110H7V115L6 117L9 118V120H11L12 122H10L9 120V124L11 125V129L10 132L8 131V128L6 130L5 128V125L3 123V125H0V151L1 152H5V151H8L9 149H13V152L12 154H14V159H15V166L13 167V171L11 170V173H10V176H17L19 175L21 177L20 180V184H22L23 187H25L26 189V196L28 197V201L26 202L25 200V204L28 203L27 207H26V210H25V232L27 231L28 235L30 236L29 239V248L31 250V252H36L38 250V247L40 245V241H43V240H40V237L43 236L41 234H43V231L47 228H49V206H51V199L53 198L52 195H51V187L52 185L55 183L54 179H51L50 177V170L52 167V164H55L53 163L55 160H54V157H55V153L57 154L58 152L55 151V148H58L59 146L57 145V143L59 141L55 140L54 137L55 136H52L49 132V129L46 127V122L49 121V117H51L50 112L54 114V112H52L53 109H55V104L56 102L54 103V101H52L54 99V96H56V93L59 92L60 90L63 91L64 95H65V110L63 112V116L62 118H64V122L63 124L59 123L58 124V128L61 125H65L67 126L65 128L66 130V134L68 133V137L65 138L66 139V142H63L65 144H63V146L65 145V147H63V149H67V150H72L73 148H75L76 144L79 143V140L81 139V134L79 135V129H80V125L81 123L85 120L84 118L86 117H89V123H88V128H89V132L91 133L92 135V138H91V141H90V145L88 143V145L90 146V148L92 147V149H94V151L98 150L100 151V147H98L99 143H101L102 141L105 142V144H109L110 146L113 145L117 148V150H119L121 153L124 154V152H127L129 147L128 146H131L133 142H131L129 145V137H127L128 135L126 134L125 132V127L123 125V122L125 121V115H126V111H127V108L128 106L131 107V105L128 104V102L124 99L125 97H123L124 94H122V91H123V86H124V81H125V77L126 76V73L124 72V70L122 69V66H114V68L112 67V70L109 69L106 71L105 73V78L103 80V82H99L101 84V87L100 89H97V91L99 90V93H98V102L96 103V106H94V110L92 112H89V109L87 111V109H82V106H81V109L80 107H78L81 99H79V93H81L82 91H84V89H82V87L84 85H82V83L84 82V79L81 83L82 87L80 88V85H78V81L80 79H78L77 77L73 79V81H71V83L69 85H61V83L58 81V79L55 78V75L53 76L52 73H50L49 69H51L49 66H52V63L53 62V59H52V56H50V53H48L49 55H44L45 57L42 59H39V60H33L34 62L33 63H30L28 64V61H27V56H28V53H27V44H28V34L26 35ZM99 34V33H98ZM107 34V33H106ZM139 34V33H137ZM152 34V33H151ZM149 34V35H151ZM154 34V33H153ZM162 34H165V33H162ZM160 34V35H162ZM221 34V33H219ZM237 34V33H236ZM8 35V34H7ZM17 35V34H16ZM15 35V36H16ZM136 35V34H135ZM143 35V34H142ZM155 35V34H154ZM256 35V34H255ZM254 35V36H255ZM10 36V35H9ZM18 36V35H17ZM32 36V35H31ZM42 36V35H41ZM42 36V37H43ZM47 36V35H46ZM76 36V37H77ZM99 36V35H97ZM96 36V38H97ZM108 36V35H106ZM137 36V35H136ZM147 37H149L148 35H146ZM232 36V35H231ZM240 36V35H239ZM4 37V36H3ZM6 37V36H5ZM8 37V36H7ZM13 37V36H11ZM36 37V36H35ZM59 37V36H58ZM61 37V36H60ZM59 37V38H60ZM142 37V36H141ZM244 37V35H243ZM242 37V38H243ZM101 38V37H99ZM152 39V37H149ZM147 38V39H149ZM155 38V37H154ZM230 38V37H229ZM246 40V36L244 37ZM11 39V38H10ZM38 39V38H37ZM46 38H44L45 40ZM102 39V38H101ZM106 39V38H105ZM146 39V40H147ZM256 39V38H255ZM3 40V39H2ZM6 40V39H5ZM15 40V39H14ZM41 40H43V38H41ZM74 40V39H73ZM135 40V39H134ZM157 40V39H156ZM171 40V39H170ZM220 40V39H219ZM241 40V39H239ZM243 40V39H242ZM245 40V41H246ZM254 40V38H253ZM36 41V40H35ZM46 41V40H45ZM111 41V40H110ZM140 41V40H139ZM143 41V39H142ZM248 42L250 40H247ZM256 41V40H255ZM6 42V41H5ZM33 42V40H32ZM43 42V41H42ZM46 42V43H47ZM70 42V41H69ZM102 42V41H101ZM137 42V40H136ZM222 42V41H221ZM242 42V41H241ZM244 42V41H243ZM1 43V42H0ZM40 43V42H39ZM44 43V42H43ZM75 43V44H76ZM112 43V42H111ZM153 43V42H151ZM175 43H176V47H175ZM220 43V42H219ZM2 44V43H1ZM6 44V43H5ZM37 43H35L36 45ZM45 44V43H44ZM43 44V46H45ZM99 44V43H98ZM134 44V43H133ZM223 44V43H222ZM239 46L236 45V49H234V51L231 53V60L235 63V64H238L240 63V57H243L240 56V53L243 52L240 48V43L238 42ZM242 44V43H241ZM244 44H249V43H245ZM243 44V45H244ZM38 45V44H37ZM102 45V44H101ZM111 45V44H110ZM132 45V44H131ZM145 45V44H143ZM220 45V44H219ZM9 46V45H8ZM15 45L13 44V47ZM58 46V45H56ZM72 46V45H71ZM104 46V45H103ZM113 46V45H112ZM226 46V45H225ZM235 46V45H234ZM250 46V45H249ZM255 46V45H254ZM33 47H35L33 45ZM40 47V46H38ZM46 47V46H45ZM45 47H43L45 49ZM48 47V48H49ZM55 47V46H54ZM97 47H100V46H97ZM105 47V46H104ZM136 47V46H135ZM149 47V46H148ZM246 47V46H244ZM248 47V45H247ZM251 47V46H250ZM249 47V48H250ZM6 48V47H5ZM47 48V49H48ZM74 48V47H73ZM75 48V49H76ZM102 48V47H100ZM106 48V47H105ZM104 48V49H105ZM140 48V47H139ZM146 48V47H145ZM151 48V47H150ZM153 48V47H152ZM219 48V47H218ZM35 49V48H34ZM39 49V48H38ZM41 49V48H40ZM43 49V51H45ZM50 49V48H49ZM52 49V48H51ZM50 49V50H51ZM60 49V47H59ZM103 49V50H104ZM112 49V48H111ZM110 49V51H111ZM149 49V48H148ZM216 49V48H215ZM221 49V48H220ZM231 49V48H230ZM239 49H240V52H239ZM252 49V48H251ZM255 49V48H254ZM257 49V50H258ZM8 50V49H7ZM30 50V48H29ZM53 50V49H52ZM51 50V51H52ZM62 50V49H61ZM102 50V51H103ZM132 50V49H131ZM142 50V49H141ZM147 50V49H146ZM203 50L204 51V54L201 55V52L200 51ZM248 50V49H247ZM256 50V49H255ZM2 51V49H1ZM33 52V50H31ZM37 51V50H36ZM41 51V50H40ZM39 51V52H40ZM47 51V50H46ZM49 51V50H48ZM101 51V52H102ZM133 51V50H132ZM151 51V50H150ZM227 51V50H226ZM225 51V52H226ZM254 51V50H253ZM252 51V55L254 54L255 56H257L255 54V52ZM42 52V51H41ZM56 52V51H55ZM78 52V53H79ZM100 52V51H99ZM105 52V50H104ZM103 52V53H104ZM108 52V51H107ZM130 52V51H129ZM246 49L245 51L243 52L245 55H246ZM44 53V52H43ZM41 53V54H43ZM57 53V52H56ZM97 53V54H96ZM106 53V52H105ZM221 53V52H220ZM4 54V53H3ZM9 54V53H8ZM35 54V53H34ZM33 54V55H34ZM53 54V53H52ZM80 54V53H79ZM78 54V55H79ZM101 54V53H100ZM110 54V53H109ZM127 54H126V57H127ZM142 54V53H141ZM145 54V55H146ZM166 54V55H167ZM226 54V53H225ZM224 54V56H225ZM242 54V53H241ZM1 55V54H0ZM31 55V54H29ZM57 55V54H56ZM165 55V56H166ZM12 56V55H11ZM36 56V55H35ZM43 56V55H42ZM99 56V55H98ZM102 56V55H101ZM138 56V55H137ZM144 56V55H143ZM171 56V57H172ZM227 56V55H226ZM225 56V57H226ZM230 56V54H229ZM228 56V57H229ZM248 56V55H247ZM250 56V55H249ZM253 56V59L254 57ZM39 57V56H38ZM79 57V56H77ZM106 57V56H105ZM125 57V58H126ZM245 57V56H244ZM37 58V56H36ZM34 57V59H36ZM57 58V57H56ZM82 58V59H84ZM98 58V57H97ZM100 58V56H99ZM108 58V56H107ZM164 58V57H163ZM170 58V57H169ZM247 58V57H246ZM5 59V58H4ZM31 59V57L29 58ZM38 59V58H37ZM58 59V58H57ZM56 59V60H57ZM63 59V58H62ZM80 59V58H79ZM86 59V60H87ZM104 59V58H103ZM102 59V60H103ZM113 59V60H114ZM128 59V58H127ZM144 60V58H142ZM165 59V58H164ZM258 59V57H257ZM257 59H256V64L258 63L257 62ZM115 60V61H116ZM123 60V59H122ZM147 60V61H148ZM242 60V59H241ZM255 60V59H254ZM85 61V60H84ZM99 61V60H98ZM105 61V60H104ZM111 61V60H110ZM199 61V62H198ZM206 61V60H205ZM243 61V60H242ZM82 62V61H80ZM96 62V61H95ZM94 62V63H95ZM112 62V61H111ZM124 62V61H123ZM129 62V60H128ZM166 62V61H165ZM172 62V61H171ZM228 62V61H227ZM263 62V61H262ZM55 63V62H54ZM53 63V64H54ZM61 63V62H60ZM93 63V62H92ZM91 63V66L93 65ZM109 63V62H108ZM114 63V62H113ZM120 63V62H119ZM122 63V62H121ZM126 63V62H125ZM132 63V61H131ZM158 63V64H157ZM245 63V62H244ZM243 63V64H244ZM58 64V63H57ZM63 64V63H62ZM97 64V63H96ZM112 64V63H111ZM118 64V63H117ZM166 64V63H165ZM172 64V63H171ZM170 64V65H171ZM201 64V62H200ZM241 64V63H240ZM238 64V65H240ZM85 65V64H84ZM90 65V64H89ZM164 65V64H163ZM205 65V64H204ZM236 65V66H238ZM56 66V65H55ZM83 66V65H82ZM87 66V65H86ZM85 66V68H86ZM109 66H110V63H109ZM112 66V65H111ZM202 66V65H201ZM6 67V66H5ZM105 67V66H104ZM172 67V65H171ZM203 67V66H202ZM243 67V65H242ZM1 68V67H0ZM80 68V67H79ZM78 68V69H79ZM83 68V69H85ZM90 68V67H89ZM106 68V67H105ZM108 68V67H107ZM111 68V67H110ZM128 68V66L126 67ZM183 68V67H182ZM192 68V67H191ZM194 68V67H193ZM197 68V67H196ZM195 68V69H196ZM200 68V67H199ZM234 68V67H233ZM259 68V67H258ZM262 68V67H261ZM104 69V68H103ZM102 69V70H103ZM188 69L190 70V68L188 67ZM236 69V68H235ZM55 70V69H54ZM95 70V69H94ZM131 70V69H130ZM164 70V69H163ZM177 69L174 70V72L176 71ZM181 70V69H180ZM184 70V69H182ZM187 70V69H185ZM188 70V73H191L189 72ZM198 70V69H197ZM199 70H202V69H199ZM264 70V69H263ZM6 71V69H5ZM85 71V70H84ZM127 71V70H126ZM239 71V70H238ZM1 72V71H0ZM73 72V71H72ZM81 72V71H79ZM94 72V71H93ZM104 72V71H103ZM160 72V71H159ZM184 72V71H182ZM187 72V71H186ZM58 73V72H57ZM83 73H87L86 71L83 72ZM90 73V72H89ZM92 73V72H91ZM102 73V72H101ZM132 73V72H131ZM163 73V72H162ZM178 73V71H177ZM180 73V72H179ZM178 73V74H179ZM196 73V72H195ZM200 73V72H199ZM71 74V72H70ZM76 74V73H75ZM82 74V73H81ZM80 74V75H81ZM103 74V73H102ZM161 74V73H160ZM184 74V73H183ZM192 74V73H191ZM218 74V73H217ZM3 75V74H2ZM61 75V74H60ZM79 75V73L77 74ZM93 75V74H91ZM95 75V74H94ZM130 75V74H129ZM165 75V74H164ZM175 75V74H174ZM190 75V74H189ZM195 75V74H194ZM198 75V74H197ZM4 76V75H3ZM62 76V75H61ZM68 76V75H67ZM90 76V74L88 75V77ZM179 76V75H178ZM193 76V75H192ZM59 77V75H58ZM74 77V76H73ZM83 77L85 78L86 75H83ZM82 77V78H83ZM93 77V76H92ZM166 77V76H165ZM169 77V76H168ZM220 77V76H219ZM222 77V76H221ZM3 78V77H2ZM60 78V77H59ZM80 78V76H79ZM87 78V77H86ZM90 78V77H89ZM202 78V77H201ZM218 78V77H217ZM162 79V78H161ZM165 79V78H164ZM174 79H176L174 77ZM186 79V78H184ZM219 79V78H218ZM214 79L213 81V84L212 85H209V90L205 91L204 88L203 90L205 91L204 95H206V97L208 96H212V95H215L219 92H221V87H220V79ZM68 80V79H67ZM86 80V79H85ZM91 80V79H90ZM93 80V79H92ZM168 80V79H167ZM178 83L177 84V92H178V96L176 97V99L174 100L173 99V105L175 104L176 108L178 109L179 105L181 104V101L183 100V98L185 97L184 95H186L187 93V84L185 85V82L183 81H180V79H178ZM182 80V79H181ZM191 80V79H189ZM187 80V81H189ZM212 80V79H211ZM222 80H224L222 78ZM4 81V80H3ZM36 83L34 84L33 82ZM81 81V80H80ZM186 81V80H185ZM198 81V80H197ZM65 82V81H63ZM88 82V81H87ZM85 82L87 85L89 83ZM91 82V81H89ZM94 82V81H92ZM98 82V81H97ZM131 82V81H130ZM129 82V83H130ZM167 82V81H166ZM174 82V81H173ZM177 82V81H176ZM190 82V81H189ZM188 82V83H189ZM224 82V81H223ZM226 82V81H225ZM4 83V82H3ZM32 83H33V86L37 84V88H36V92L33 91V88L31 90V87H32ZM84 83V84H85ZM191 83H194L195 82H191ZM132 84V83H130ZM175 84V83H174ZM193 84V85H194ZM264 84V83H263ZM98 85V84H97ZM168 85V84H167ZM236 85V83H235ZM234 85V87H235ZM238 85V84H237ZM2 86V85H1ZM79 86V87H78ZM130 86V85H129ZM164 86V85H163ZM169 86V85H168ZM175 86V85H174ZM173 86V87H174ZM225 86V85H224ZM233 86V85H232ZM98 87V86H97ZM150 87V86H149ZM153 87V89H154ZM165 87V86H164ZM191 87V86H190ZM207 87V88H208ZM227 87V86H226ZM230 87V86H229ZM233 87V88H234ZM238 87V86H237ZM133 88V87H132ZM176 88V87H175ZM189 88V87H188ZM228 88V87H227ZM82 89V91L80 92V90ZM166 89V88H164ZM171 90L173 88H170ZM35 90V89H34ZM147 90V89H146ZM156 90V89H155ZM167 90V89H166ZM189 90V89H188ZM32 91L34 93H36V96H37V101H35L33 103V105L29 106V102H28V98L30 99V94L32 93ZM60 91V93L62 92ZM87 91V89H86ZM85 91V92H86ZM158 90L155 91V93L157 92ZM174 91V90H173ZM126 92V90H125ZM161 92V91H160ZM58 93V94H60ZM124 93V92H123ZM166 93V92H164ZM163 93V94H164ZM186 93V94H185ZM255 93V92H254ZM33 94V93H32ZM31 94V96H32ZM82 94V93H81ZM80 94V95H81ZM127 94V93H125ZM134 94V93H133ZM158 94H159V91H158ZM162 94V95H163ZM168 94V93H167ZM166 94V95H167ZM174 94V93H173ZM253 94V93H252ZM34 95V94H33ZM155 95V94H154ZM169 95V94H168ZM59 96V95H58ZM57 96V97H58ZM130 96V95H129ZM156 96V95H155ZM2 97V98H3ZM35 97V96H34ZM83 97V96H82ZM97 97V96H95ZM147 97V96H145ZM165 97V95H164ZM163 97V98H164ZM169 96H167L166 98H168ZM172 97V96H171ZM188 97V96H187ZM202 97V96H201ZM204 97V96H203ZM202 97V98H203ZM205 97V98H206ZM243 97V95H242ZM240 97V98H242ZM245 97V96H244ZM32 98V97H31ZM157 98V97H156ZM209 98V97H208ZM247 98V97H245ZM244 98V100H245ZM251 98L250 101L252 102H258L257 104L259 105V102L260 101H264V93H255L253 94L252 97H249ZM248 98V99H249ZM79 99V100H78ZM149 99V98H148ZM159 98H157L158 100ZM165 99V98H164ZM189 99V98H188ZM238 99V98H237ZM235 98H229L227 99L226 101H224V103L222 105H224V107H228V110L229 112L231 113L232 112H235L234 114L231 113V115H235L234 118L237 119V126L236 128H234V132L231 131V129L229 130L231 134V132H233L231 134V139L230 138H227L229 141L230 139V143L228 145L227 141V150H225L226 152H224L225 154H223V156H221V159H220V162L219 164L222 166L220 168H223V170H219L220 171V176L218 177V179L220 178L219 180V185L220 187L219 188V193L218 194V197L212 202L213 204V212H214V219L212 221H210L212 223V229L211 231L208 233V236L206 235V237L203 236V234H206L205 232L203 234H201V241H202V238L205 239V242L203 244H201L200 242V247L202 246L203 247V254L202 255V258H204V260L201 262L200 260V264H220L221 260L222 259V254L223 252L224 253H227L228 256L227 257H224L225 259L227 258L228 259V262L229 264H264V119L263 117H260V120L259 122L257 123L256 121H254L253 123L251 121H253L254 119L252 120H249L251 119L250 117L248 118V113L243 109V107H245V109L247 108L246 106L249 105L246 104V106L244 105L246 101H242V100H237ZM248 99H247V102H248ZM31 100V99H30ZM146 100V99H145ZM187 100V99H186ZM1 101V100H0ZM60 101V100H59ZM62 101V100H61ZM129 101V100H128ZM133 101V100H132ZM147 101V100H146ZM170 101V99L168 100ZM213 101V100H212ZM210 101V102H212ZM3 102V101H2ZM54 103L53 105L55 107H53V105H51V103ZM82 102V101H81ZM130 102V101H129ZM145 102V101H144ZM161 102V101H160ZM164 102V100H163ZM242 102H243V105L242 106ZM5 103V101H4ZM29 103V104H28ZM94 103V102H93ZM92 103V104H93ZM147 103V102H146ZM167 103V102H166ZM184 103V102H183ZM207 103V102H206ZM254 103H251V105H254ZM264 103V102H263ZM3 104V103H2ZM46 104L48 106L51 105L52 107V110L50 109H47V107L45 108L44 106H46ZM95 104V103H94ZM153 104V102H152ZM151 104V105H152ZM165 104V102H164ZM192 104V103H191ZM194 104V103H193ZM256 104V103H255ZM62 105V104H61ZM147 105V104H146ZM150 105V106H151ZM154 105V104H153ZM169 105V104H168ZM172 105V106H173ZM197 105V104H196ZM7 106V104H6ZM87 106V105H86ZM85 106V107H86ZM89 106V105H88ZM93 106V105H92ZM167 106V105H165ZM181 106V105H180ZM199 106V105H198ZM255 106V105H254ZM262 106V105H261ZM5 107V106H3ZM58 107L59 104H58ZM129 107V108H130ZM148 107V106H147ZM153 107V106H152ZM170 107V106H169ZM174 107V106H173ZM220 107V104L219 103H215L213 102L211 105H202L201 103V107H196L194 105H192V107L188 108L185 112H183L184 115H190L192 118L190 119L191 122L189 121V118H188V123H189V127H188V135L190 136V139L189 140V143L193 150L195 149L196 151L200 152V153H203L205 154V149H204V144H203V141L204 138L202 135H201V131H199V127L197 125V122L199 123V121H197L196 119L198 117H196L197 115H194V114H207V117L209 116L208 113H210L212 110L215 111V109H218ZM222 107V106H221ZM224 107L222 109H224ZM256 109L254 111L257 110V105L255 106ZM91 108V107H90ZM150 108V107H149ZM166 108V107H165ZM6 109V107H5ZM58 109V108H57ZM64 109V108H63ZM135 109V108H134ZM250 109V108H249ZM253 110V107L251 108ZM260 109V107L258 108V110ZM50 110V112H49ZM92 110V109H91ZM227 110V109H226ZM228 110H227V113H228ZM263 110V109H262ZM261 110V112L264 114V112ZM5 111V110H4ZM57 111V110H56ZM131 111V110H129ZM176 111V110H175ZM182 110H180L181 112ZM190 111V112H189ZM218 111V110H217ZM248 111V109H247ZM251 110H249V115H251L250 112ZM260 111V110H259ZM135 112V111H134ZM258 112V111H257ZM3 113V112H2ZM6 113V112H5ZM61 113V112H60ZM189 113V114H187ZM228 113V114H230ZM253 113V112H252ZM213 114V113H212ZM224 114V113H223ZM258 115L256 112H254V116L256 117V119H258ZM262 114V115H263ZM4 115V113H3ZM58 115V114H57ZM162 115V114H161ZM204 115V116H205ZM231 115H229L231 117ZM261 115V116H262ZM5 116V115H4ZM19 116H24L23 120L21 119V117ZM55 117V115H53ZM61 116V115H60ZM155 116V115H153ZM181 116V115H180ZM185 116V118H186ZM195 116V118L193 117ZM202 116V115H201ZM227 116V115H226ZM225 116V117H226ZM252 116V115H251ZM253 116V117H254ZM260 116V115H259ZM264 116V115H263ZM200 117V116H199ZM230 117L226 118L227 122H229L230 124L231 123V119ZM5 118V117H4ZM21 119V123L19 121H17L18 119ZM61 118V119H62ZM136 118V117H135ZM178 118V116H177ZM182 118V117H181ZM204 118V117H203ZM206 118V117H205ZM233 118V117H231ZM16 119V121L14 122V120ZM48 119V120H47ZM84 119V120H83ZM187 119V118H186ZM193 119V120H192ZM200 119V118H199ZM198 119V120H199ZM210 119V117L208 118ZM25 120V124L23 125L22 124V121L24 122ZM83 120V121H82ZM87 120V119H86ZM155 120V119H154ZM160 120V119H159ZM201 120V119H200ZM203 120V119H202ZM5 121V120H4ZM52 121V120H51ZM177 121V119H176ZM210 121V120H209ZM224 121V120H223ZM232 121H235L232 120ZM3 122V121H2ZM17 122V124H16ZM22 124V125H20ZM127 122V121H126ZM137 122V123H138ZM185 121H183V124H184ZM201 122V121H200ZM208 122V121H207ZM211 122V121H210ZM225 122V121H224ZM57 123V121H56ZM182 123V122H181ZM204 123V122H203ZM229 123H227L229 126H231ZM235 123V122H234ZM6 124V123H5ZM125 124V123H124ZM180 124V123H179ZM187 124V123H186ZM205 124V123H204ZM211 124V123H210ZM213 124V123H212ZM226 124V123H225ZM236 124H233V127L236 125ZM7 125V124H6ZM48 125V123H47ZM57 125V124H56ZM84 125V124H83ZM156 125V124H155ZM164 125V124H163ZM161 125V126H163ZM166 125V124H165ZM164 125V126H165ZM182 125V124H181ZM202 125V124H201ZM206 125V124H205ZM139 126V125H138ZM160 126V128H161ZM213 126V125H212ZM8 127V126H7ZM153 127V126H152ZM202 127V126H201ZM232 127V126H231ZM230 127V128H231ZM62 128V127H61ZM127 128V126H126ZM137 128V127H136ZM163 128V127H162ZM229 128V127H228ZM64 129V128H63ZM63 129L59 130V131H62ZM85 128H83L84 130ZM87 129V128H86ZM128 129V128H127ZM167 129V128H166ZM172 129V128H171ZM56 130V129H55ZM58 130V129H57ZM133 130V129H131ZM136 130V129H135ZM226 130V129H225ZM52 131V130H51ZM64 131V130H63ZM62 131V132H63ZM68 131V132H67ZM81 131V130H80ZM127 131V130H126ZM158 131V129H157ZM167 131V130H166ZM165 131V132H166ZM174 131V130H173ZM55 132V131H54ZM131 132V131H130ZM135 132V131H134ZM164 132V131H163ZM169 132V131H168ZM176 132V131H174ZM200 132V134H198ZM53 133V132H52ZM60 133V132H59ZM65 133V131H64ZM128 133V131H127ZM173 133V132H172ZM178 133V132H177ZM156 134V133H155ZM159 134V133H157ZM166 134V133H165ZM207 134V133H206ZM228 134V133H227ZM56 135V134H55ZM132 135V134H130ZM134 135V134H133ZM170 135V134H169ZM177 135V134H176ZM187 135V136H188ZM226 135V134H225ZM90 136V134H89ZM160 136V135H159ZM164 136V135H163ZM161 135V137H163ZM172 136V135H171ZM174 136V135H173ZM208 136V135H207ZM206 136V137H207ZM229 136V135H228ZM227 136V137H228ZM65 137V136H64ZM132 137V136H131ZM155 137V136H154ZM169 137V136H167ZM182 137V136H180ZM185 137V136H184ZM183 137V138H184ZM153 138V137H152ZM166 138V137H165ZM171 138V137H170ZM169 138V139H170ZM174 138V137H172ZM186 138V137H185ZM82 139H84L82 137ZM90 139V137H89ZM135 139V138H134ZM137 139V138H136ZM157 139V138H156ZM155 139V140H156ZM168 139V140H169ZM175 139V138H174ZM181 139V138H180ZM60 140V139H59ZM63 140V139H62ZM77 140V141H76ZM154 140V141H155ZM158 140V139H157ZM161 140V139H160ZM178 140V139H176ZM187 140V139H186ZM57 141V142H56ZM88 141V140H87ZM140 141V142H142ZM163 141V139H162ZM173 141V140H172ZM136 142V141H135ZM156 142V141H155ZM161 142V141H160ZM60 143V142H59ZM85 143V142H84ZM144 143V142H143ZM151 143V141H150ZM149 143V144H150ZM164 143V142H162ZM174 143H175V140H174ZM177 143V142H176ZM224 143V142H223ZM81 144V143H80ZM79 144V145H80ZM87 144V143H86ZM165 144V143H164ZM169 144V142H168ZM184 144V143H183ZM225 144V143H224ZM78 145V146H79ZM107 145V147L109 146ZM137 145V143H136ZM152 145V144H151ZM75 146V147H74ZM167 146V145H166ZM223 146V145H222ZM80 147V146H79ZM77 147V148H79ZM103 147V146H101ZM207 147V146H206ZM224 147V146H223ZM104 148V147H103ZM139 148V146H138ZM141 148V147H140ZM185 149L188 148V147H184ZM62 149V150H63ZM107 149V148H106ZM111 149V148H109ZM134 149H137V148H134ZM144 150V147L142 148ZM171 149V148H170ZM61 150V151H62ZM74 150V149H73ZM72 150V151H73ZM82 150V149H81ZM88 150V148H87ZM103 149H101L102 151ZM116 150V149H115ZM114 150V151H115ZM126 150V151H125ZM138 150V149H137ZM147 150V149H145ZM174 150V149H173ZM12 151V150H11ZM64 151V150H63ZM84 151V150H83ZM81 151V152H83ZM89 151V150H88ZM111 151V150H110ZM134 151V150H133ZM136 151V150H135ZM142 151V150H141ZM165 151H168L167 149ZM172 151V150H171ZM68 152V151H67ZM131 152V151H130ZM129 152V153H130ZM137 152H140V151H137ZM144 152V151H143ZM185 152V151H184ZM222 152V151H221ZM6 153V152H5ZM8 153V152H7ZM69 153H73V152H69ZM101 153V152H100ZM105 153V152H104ZM109 153V152H108ZM115 153V152H114ZM145 153V152H144ZM147 153V152H146ZM166 153V152H165ZM175 153V152H174ZM182 153V152H181ZM208 153V151L206 152ZM2 154V153H1ZM10 154V153H9ZM65 154V153H64ZM94 154V152H93ZM92 154V155H93ZM97 154V153H96ZM118 154V153H117ZM149 154H150V151H149ZM189 154V153H188ZM195 154V153H193ZM192 154V155H193ZM211 154V153H210ZM217 154H220V153H217ZM5 155V154H4ZM11 155V154H10ZM60 155V154H59ZM67 155V154H66ZM77 155V154H75ZM86 155V154H85ZM95 155V154H94ZM108 155V154H107ZM122 155V154H120ZM125 155V154H124ZM148 155V154H146ZM145 155V157H147ZM151 155V154H150ZM170 155V154H169ZM176 155V154H175ZM181 155V154H180ZM196 155V154H195ZM198 155V154H197ZM216 155V154H215ZM9 156V155H8ZM62 156V155H61ZM69 156V155H68ZM72 156V155H71ZM80 156V155H79ZM97 156V155H96ZM95 156V157H96ZM98 156H99V152H98ZM111 156V155H110ZM109 156V157H110ZM129 156V155H128ZM153 156V155H152ZM150 156V157H152ZM183 156V155H182ZM190 156V155H189ZM218 156V155H216ZM60 157V156H59ZM63 157V156H62ZM61 157V158H62ZM65 157V156H64ZM74 157V155H73ZM112 157V156H111ZM120 157V156H119ZM168 157V156H167ZM203 157V156H202ZM207 157V156H206ZM8 158V157H7ZM11 158V157H10ZM9 158V159H10ZM57 158V157H56ZM55 158V159H56ZM75 158V157H74ZM84 158V157H83ZM82 158V159H83ZM89 158V157H88ZM93 158V157H92ZM97 158V157H96ZM108 158V157H107ZM189 157H186V155L183 156V159L184 161L187 162ZM193 158V157H192ZM210 158V157H209ZM3 159V157L1 158ZM0 159V160H1ZM65 159V158H64ZM69 159V157H68ZM72 159V158H71ZM85 159V158H84ZM101 159V158H100ZM115 159V158H114ZM117 159V158H116ZM120 159V158H119ZM149 159V158H148ZM152 159V158H151ZM182 159V160H183ZM204 159V157H203ZM4 160V159H3ZM13 160V159H12ZM11 160V161H12ZM57 160V159H56ZM59 160V159H58ZM70 160V159H69ZM68 160V161H69ZM81 160V159H80ZM96 160V159H95ZM99 160V159H98ZM118 160V159H117ZM150 160V159H149ZM205 160V159H204ZM202 160V161H204ZM67 162V160H65ZM76 161V160H75ZM78 161V160H77ZM87 161V160H85ZM112 161H113V158H112ZM124 161V160H123ZM126 161V160H125ZM148 162V160H146ZM152 161V160H151ZM183 161V162H184ZM3 162V161H2ZM14 162V161H13ZM31 162L33 163L31 165ZM56 162V161H55ZM58 162V161H57ZM65 162V163H66ZM74 162V161H73ZM120 162V161H119ZM145 162V161H144ZM217 162V161H216ZM1 163V162H0ZM79 163V161H78ZM93 163V161H92ZM96 163H98L96 161ZM9 164V163H7ZM68 164V163H67ZM86 164V163H85ZM100 164V163H99ZM119 164V163H118ZM122 164V163H121ZM188 164V163H187ZM6 165V164H5ZM58 165V164H57ZM69 165V164H68ZM88 165H89V162H88ZM93 165H96L95 162L93 163ZM98 165V164H97ZM96 165V166H97ZM115 165V164H114ZM113 165V166H114ZM8 166V165H7ZM67 166V165H66ZM108 166V165H107ZM112 166V164H111ZM117 166V165H116ZM124 166V165H123ZM126 166V165H125ZM59 167V165H58ZM63 167V166H62ZM61 167V168H62ZM72 167V166H71ZM102 167V166H101ZM120 167V166H119ZM185 167V166H184ZM214 167V166H213ZM216 167V166H215ZM219 167V166H217ZM31 168V169H30ZM64 168V167H63ZM89 168H92L91 170L89 169L90 171V174H94L95 171L93 166L89 167ZM99 168V167H98ZM108 168V167H107ZM115 168V167H114ZM117 168V167H116ZM121 168V167H120ZM12 169V168H11ZM67 169V168H66ZM110 169V168H109ZM128 169V168H127ZM183 169V168H182ZM216 169V168H215ZM8 170V169H7ZM10 170V169H9ZM8 170V172H10ZM59 170V169H58ZM70 170V169H69ZM68 170V171H69ZM85 170V168L83 169ZM99 170V169H98ZM114 170V169H113ZM118 170V169H116ZM114 170V172L116 171ZM125 170V169H124ZM55 171V170H54ZM72 171V170H71ZM100 171V170H99ZM108 171V170H107ZM106 171V173H107ZM133 171V170H132ZM176 171V170H175ZM181 171V170H180ZM187 171V170H186ZM189 171V170H188ZM62 172V171H61ZM111 172V171H110ZM124 172V171H123ZM128 172V171H127ZM171 172V171H170ZM173 172V171H172ZM177 172V171H176ZM183 172V171H182ZM181 172V173H182ZM191 173H194L192 171H190ZM217 172V170L215 171ZM71 173V172H70ZM69 173V174H70ZM78 173V172H77ZM87 173H88V170H87ZM86 173V174H87ZM102 173V171H101ZM105 173V174H106ZM109 173V172H108ZM118 173V171H117ZM116 173V174H117ZM122 173V172H121ZM130 173L132 172H129V176L130 177ZM135 173V172H133ZM207 173V172H206ZM59 174V173H57ZM66 174V173H65ZM98 173L96 172V174H94L95 176L97 175ZM104 174V175H105ZM110 174V173H109ZM108 174V175H109ZM115 174V173H114ZM124 174V173H123ZM160 174V173H159ZM165 174V173H164ZM212 174V173H211ZM211 174L210 177H211ZM62 175V174H61ZM73 174H71L72 176ZM89 175V174H88ZM90 175V177H91ZM126 174H124V177H125ZM128 175V174H127ZM152 175V173H151ZM156 175V173H155ZM167 175V173H166ZM195 175V174H194ZM7 172H6V169H5V166H3L2 164H0V211H2V213L4 212V214H6L5 216H7V219L9 220V226L10 224H18L19 220L22 219V214L20 215L19 212H17L15 210V208H11V207H8L7 205V201H6V197H5V193H4V189H5V181L7 182V180L9 179L10 177ZM79 176V175H78ZM86 176V175H85ZM107 176V175H106ZM111 176V175H110ZM121 176V175H120ZM119 176V177H120ZM123 176V175H122ZM134 176V175H133ZM170 176V174H169ZM174 176V175H173ZM172 176V178H173ZM177 176V174H176ZM189 176V174L187 172H184L183 173V177H187ZM191 176V175H190ZM216 176V175H215ZM53 177V176H52ZM61 177V176H60ZM70 177V176H69ZM75 177V176H74ZM89 177V178H90ZM98 178V175L96 176ZM93 178L92 176V180L93 179H97V178ZM100 177V176H99ZM109 177V176H108ZM127 177V176H126ZM127 177V179H128ZM132 177V176H131ZM151 177V176H150ZM164 177V176H163ZM197 177V176H195ZM200 176L198 175V179L200 180L199 178ZM12 178V177H11ZM54 178H56L54 176ZM101 178V177H100ZM104 178V177H103ZM102 178V180H103ZM107 178V177H105ZM158 178V176H157ZM157 178H151V179H148L147 181H149L147 183V186L148 188H146L148 190L146 196L143 198V200L147 203V201H152L155 199V197H153V188H154V185H156V182L159 180H157ZM166 178V177H165ZM205 178V177H204ZM212 178V177H211ZM17 179V177L15 178ZM77 179V178H76ZM81 179V178H80ZM108 179V178H107ZM133 179V178H132ZM169 179V178H168ZM193 179V178H192ZM213 179V178H212ZM10 180V179H9ZM59 180V179H58ZM89 180V179H88ZM98 180V179H97ZM126 180V179H125ZM135 180V179H134ZM133 180V181H134ZM162 179H160L159 181V184L161 187H167L168 183L166 181H161ZM174 180V179H173ZM181 180V179H180ZM184 180V179H183ZM190 180V179H189ZM197 180V178H196ZM202 180V179H201ZM215 180V179H214ZM12 181V180H11ZM18 181V180H17ZM16 181V182H17ZM84 181V180H83ZM87 181V180H86ZM96 181V180H95ZM99 181V180H98ZM127 181H130V180H126V183ZM178 181V180H177ZM195 181V180H194ZM205 181V180H204ZM9 182V181H8ZM14 182V180H13ZM85 182V181H84ZM97 182V181H96ZM101 182V180H100ZM103 182V181H102ZM169 184H170V181H168ZM198 182V181H197ZM214 182V181H213ZM19 183V182H18ZM57 183V181H56ZM61 183V182H60ZM125 183V182H124ZM191 183V182H190ZM194 183V182H193ZM205 183V182H203ZM216 183V182H215ZM17 184V183H16ZM59 184V182H58ZM103 184V183H101ZM130 184V183H129ZM134 184V183H133ZM11 185V184H9ZM122 185V184H121ZM131 185V184H130ZM157 185V186H158ZM167 185V186H165ZM196 185V184H195ZM194 185V186H195ZM208 185V184H207ZM7 186V185H6ZM56 186V185H55ZM101 186V185H100ZM123 186V185H122ZM126 185L124 184V187ZM127 186H128V183H127ZM178 186V185H177ZM176 186V187H177ZM200 186V185H199ZM214 186V185H213ZM213 186H212V189H213ZM12 187V186H10ZM22 187V188H23ZM64 187V186H63ZM169 187V186H168ZM172 187V186H171ZM204 187V186H202ZM55 188V187H54ZM52 187V189H54ZM89 188V187H88ZM99 188V186H98ZM122 188V187H120ZM160 188V187H158ZM170 188V187H169ZM175 188V187H174ZM58 189V188H57ZM56 189V190H57ZM60 189V188H59ZM97 188H95L96 190ZM100 189V188H99ZM126 189V188H125ZM124 189V190H125ZM128 189V188H127ZM157 189V188H156ZM162 189V188H161ZM177 189V188H175ZM216 189V188H215ZM21 190V189H20ZM19 190V191H20ZM87 190V189H86ZM90 190V188H89ZM92 190V188H91ZM122 190V189H121ZM164 189H162L163 191ZM179 190V189H178ZM11 191V190H10ZM9 191V192H10ZM14 191V190H13ZM61 191V190H60ZM81 191V190H80ZM126 191V190H125ZM132 191V190H131ZM146 191V190H145ZM156 191V190H155ZM161 191V190H160ZM167 191V190H166ZM181 191V190H180ZM50 192V194H49ZM54 192V190H53ZM67 192V191H66ZM66 192L64 190V193L66 195ZM69 192V191H68ZM67 192V193H68ZM71 192H72V189H71ZM75 192V191H74ZM78 192V191H77ZM95 192V191H94ZM98 192V191H97ZM129 192V191H128ZM165 192V190L163 191ZM168 192V191H167ZM172 192V190H171ZM63 193V194H64ZM76 193V192H75ZM83 194V192H81ZM137 193V192H136ZM139 193V192H138ZM143 193V192H142ZM156 193V192H155ZM166 193V192H165ZM181 193V192H180ZM10 194V193H9ZM54 194V193H53ZM56 194V193H55ZM85 194V193H84ZM95 194V193H93ZM92 194V195H93ZM163 194V193H162ZM161 194V196H162ZM169 193H166V195H168ZM214 193H212L211 195H213ZM21 196H23L21 193H20ZM25 195V194H24ZM51 195V196H50ZM69 195V194H68ZM71 195V193H70ZM69 195V197H70ZM76 195V194H74ZM86 195V194H85ZM91 195V196H92ZM130 195V194H129ZM138 195V194H137ZM170 195V194H169ZM217 195V194H215ZM11 196V195H10ZM61 195H59V198H60ZM72 196V195H71ZM97 196V195H96ZM127 196V195H126ZM136 196V194H135ZM143 196V195H142ZM141 196V197H142ZM156 196V195H155ZM9 197V196H8ZM52 197V198H50ZM68 197V196H67ZM68 197V198H69ZM84 197V196H83ZM99 197H100V194H99ZM122 197H124L122 195ZM129 197V196H128ZM173 197V196H172ZM213 197V196H212ZM26 198V197H25ZM55 198V197H54ZM76 198V197H75ZM94 198V197H93ZM90 197L89 199L91 201H93ZM131 198V196H130ZM138 198V196L136 197ZM140 198V197H139ZM154 198V199H153ZM215 198V197H214ZM213 198V199H214ZM9 199V198H8ZM27 199V198H26ZM67 199V198H66ZM129 199V198H128ZM159 199V198H158ZM164 199V198H162ZM171 199V198H170ZM212 199V198H211ZM55 200V199H53ZM120 200V199H118ZM126 200V199H125ZM142 200V199H141ZM140 200V201H141ZM161 199H159L157 202H160ZM169 200V199H168ZM11 201V200H10ZM60 201V200H59ZM65 201V200H64ZM84 201V200H83ZM122 201V200H121ZM142 201V202H144ZM156 201V199L154 200ZM167 201V200H166ZM9 202V201H8ZM68 202V201H67ZM88 202V201H86ZM136 202V199L135 200H128L125 202H123V206L118 210L116 211L115 213V221L116 224H115V227L113 228V235H114V240H113V246H114V250L116 249V254L119 255V256H122V255H125L127 254L133 244L135 245L136 243H134V234L136 232V224L132 221V206L135 205ZM141 202V203H142ZM144 202V203H145ZM153 202V201H152ZM11 204V202H9ZM60 203V202H59ZM89 203V202H88ZM94 203V201H93ZM120 203V201H119ZM139 202H137L138 204ZM167 203V202H166ZM194 203V202H193ZM192 203V204H193ZM24 204V205H25ZM61 204V203H60ZM65 204V203H64ZM66 204H69V203H66ZM92 204V203H91ZM148 204V203H147ZM146 204V205H147ZM159 204V203H158ZM58 205V204H57ZM62 205V204H61ZM144 204V206H146ZM162 205V204H161ZM207 205V204H206ZM88 205H86L87 207ZM92 206V205H91ZM101 206V205H100ZM98 206V207H100ZM112 206V205H111ZM138 206V205H137ZM150 206V205H149ZM148 206V207H149ZM153 206V204L151 205ZM165 206V205H164ZM211 206V205H209ZM15 207V205L13 206ZM52 207V206H51ZM85 207V208H86ZM96 207V206H94ZM113 207V206H112ZM119 207V206H118ZM136 207V206H135ZM147 207V206H146ZM147 207V208H148ZM161 207V206H160ZM163 207V206H162ZM192 207V206H191ZM58 209V207H56ZM62 208V207H61ZM88 208V207H87ZM115 208V207H114ZM117 208V207H116ZM115 208V209H116ZM143 208V206H142ZM151 208V207H150ZM190 208V207H189ZM54 209V208H52ZM64 209V207H63ZM91 209V207H90ZM104 209V208H103ZM155 209V207H154ZM160 209V208H159ZM199 209V208H198ZM212 209V208H211ZM79 210V209H78ZM86 210V209H85ZM96 210V209H95ZM100 210V209H99ZM107 210V208H106ZM105 210V211H106ZM148 210V209H147ZM152 210V209H151ZM164 210V209H163ZM201 210V209H199ZM205 210V208H204ZM208 210V209H207ZM61 211V210H60ZM58 211V212H60ZM63 211V210H62ZM68 211V210H67ZM88 211V210H87ZM139 211V210H138ZM154 211V210H153ZM157 211V210H156ZM159 211V210H158ZM161 211V209H160ZM193 211V210H192ZM211 211V210H210ZM24 212V211H23ZM86 211H84L85 213ZM99 212V211H98ZM97 212V213H98ZM107 212V211H106ZM137 212V211H136ZM135 212V213H136ZM144 212V211H143ZM187 212V211H186ZM194 212V211H193ZM197 212V211H195ZM199 212V211H198ZM201 212V211H200ZM203 212V211H202ZM205 212V211H204ZM208 212V211H207ZM212 212V211H211ZM83 213V214H84ZM93 213V211H92ZM96 213V212H95ZM140 213V212H139ZM147 215H148V212H146ZM158 213V212H156ZM155 213V214H156ZM164 213V212H163ZM183 213V212H182ZM190 213V212H189ZM188 213V215H189ZM210 213V212H209ZM3 214V215H4ZM54 214V213H53ZM86 214H88L86 212ZM91 214V212H90ZM94 214V213H93ZM100 214V213H98ZM108 214V213H107ZM138 214V213H137ZM144 214V213H142ZM154 214V216H155ZM200 214V213H199ZM213 214V213H212ZM2 215V214H1ZM0 215V216H1ZM2 215V216H3ZM85 215V214H84ZM110 215V214H109ZM112 215V214H111ZM110 215V216H111ZM158 215H160L158 213ZM186 215V213H185ZM195 215V214H194ZM81 216V215H80ZM86 216V215H85ZM89 216V215H88ZM106 216V215H105ZM109 216V218H110ZM138 216V215H137ZM153 217V214L151 215ZM150 216V217H151ZM191 216V215H190ZM188 216V217H190ZM206 216V215H205ZM211 216V215H210ZM78 217V216H77ZM83 217V216H82ZM87 217V216H86ZM90 217V216H89ZM97 217V216H96ZM108 217V215H107ZM149 217V216H148ZM156 217L157 218H154L156 220H154L155 224H156V228L155 231H159L157 233H160V230H158L161 225L162 227L163 224H162V217L160 215V217L157 216L156 214ZM175 217V216H174ZM183 217V216H182ZM187 217V216H186ZM5 218V217H4ZM23 218V219H24ZM52 218V217H51ZM108 218V219H109ZM170 218V217H169ZM172 218V216H171ZM6 219V218H5ZM82 219V218H81ZM89 219H92V218H89ZM134 219V218H133ZM151 219V218H149ZM153 219V218H152ZM175 219V218H174ZM180 219H182L180 217ZM205 219V218H204ZM207 219V218H206ZM7 220V221H8ZM110 220V219H109ZM140 220V219H139ZM169 220V219H168ZM177 220V219H176ZM184 220V219H183ZM190 220V219H189ZM208 220V219H207ZM211 220V219H210ZM24 221V220H23ZM82 221L84 222V220L82 219ZM100 221V220H99ZM114 221V220H112ZM138 221V220H137ZM187 221V220H186ZM13 222V223H11ZM94 222V220H93ZM171 222V221H170ZM173 222V221H172ZM175 222V221H174ZM181 223H178V224H183L182 222L183 221H180ZM188 222V221H187ZM185 222V223H187ZM190 222V221H189ZM8 222H6L7 224ZM20 223V222H19ZM88 223V222H87ZM98 223V222H97ZM109 223V222H108ZM184 223V224H185ZM205 224V222H203ZM176 224V223H175ZM207 224V223H206ZM92 225V224H91ZM208 225V224H207ZM16 225H14L15 227ZM19 226V225H18ZM22 226V225H21ZM141 226V225H140ZM172 226V225H171ZM170 226V227H171ZM174 226V225H173ZM6 227V226H5ZM13 227V228H14ZM56 227V226H55ZM85 227V226H84ZM93 227V226H92ZM100 227V226H99ZM106 227V226H105ZM109 227V226H108ZM107 227V228H108ZM111 227V226H110ZM155 227V226H154ZM175 227V226H174ZM187 227V225L185 226ZM206 227V226H204ZM203 227V228H204ZM10 228V227H9ZM17 228V227H16ZM21 228V227H20ZM58 228V226L56 227ZM96 228V226H95ZM180 228V226H179ZM189 228V226L187 227V229ZM202 228V227H201ZM200 228V229H201ZM209 228V226H208ZM3 229V228H2ZM12 229V228H11ZM10 229V230H11ZM86 229V228H85ZM102 229H105V228H102ZM176 229V228H175ZM178 229V227H177ZM210 229V228H209ZM13 230V229H12ZM15 230V229H14ZM50 230V229H48ZM47 230V231H48ZM53 230V229H52ZM58 230V229H57ZM55 230V231H57ZM87 230V229H86ZM95 230V229H94ZM107 230V229H106ZM139 230V229H138ZM205 230V229H204ZM203 231V230H202ZM7 232V231H6ZM15 232V231H14ZM51 232V231H49ZM84 232V231H82ZM98 232V231H97ZM112 232V231H111ZM110 232V233H111ZM154 232V230H153ZM152 232V233H153ZM162 232V231H161ZM171 232V231H170ZM12 233V232H11ZM16 233V232H15ZM14 233V234H15ZM24 233V232H23ZM47 233V232H46ZM87 233V232H86ZM99 233H100V230H99ZM155 233V232H154ZM156 233V235H157ZM202 233V232H201ZM4 234V233H3ZM7 234V233H6ZM82 234V233H81ZM112 234V233H111ZM140 234V232H139ZM161 234V233H160ZM200 234V233H199ZM10 235V234H9ZM12 235V234H11ZM24 235V234H23ZM27 235V237H29ZM45 235V234H44ZM88 235V234H87ZM86 235V236H87ZM136 235V234H135ZM154 235V234H152ZM151 235V236H152ZM156 235L154 236V239L156 237ZM2 236V234H1ZM16 237V235H14ZM19 236V235H18ZM54 236V235H53ZM101 236V235H100ZM160 235H158L159 237ZM10 237V236H9ZM84 237V236H83ZM91 238H89L88 240H83L82 243L79 245V248H75L73 250H76L78 249V251H74L76 252V255H74L77 260L79 259V261H81V264H93V260H94V255L95 253L93 252V248L95 246H98L97 244H99L98 242L100 241L99 240V235L97 233H93V235L90 236ZM102 237V236H101ZM113 237V236H112ZM153 237V236H152ZM152 237H150V239H152ZM158 237L154 240L152 239V244L155 245L154 243H158L156 240L158 239ZM165 237V236H164ZM3 238V237H2ZM0 238V239H2ZM52 238V237H50ZM134 238V239H133ZM161 238V236L159 237ZM15 239V238H14ZM24 239H27V238H24ZM42 239V238H41ZM79 239V238H78ZM137 239V238H136ZM6 240V239H5ZM102 240V239H101ZM164 240V239H163ZM4 241V240H3ZM8 241V240H7ZM6 241V242H7ZM12 241V240H11ZM52 241V240H51ZM138 241V240H137ZM154 241V243H153ZM159 241V240H158ZM199 241V240H198ZM9 242V241H8ZM15 242V241H14ZM12 242L11 243V246L10 248V256H12L13 258L16 256V246H15V243ZM50 242V241H49ZM53 242V241H52ZM101 242V241H100ZM161 241H159L160 243ZM181 242V241H179ZM203 242V241H202ZM2 243V242H1ZM56 243V242H55ZM78 243V242H77ZM133 243V244H132ZM139 243V242H138ZM141 243V242H140ZM148 243V242H147ZM169 243V242H168ZM183 243V242H182ZM6 244V243H5ZM57 244V243H56ZM151 244V243H149ZM2 245V244H1ZM10 245V244H9ZM45 245V244H44ZM53 245V244H52ZM168 245V244H167ZM171 245V244H170ZM168 245L170 248H166L167 250H169L168 252V256L167 258L165 257V255H163L164 257H158V253L155 254L156 257L158 258H155L153 259V255L151 253V257L152 259H149V260H152V263H150L149 261V264H173V255H172V247ZM43 246V245H41ZM46 246V245H45ZM51 246V244H50ZM56 246V245H55ZM158 246H160L158 244ZM156 246V247H158ZM174 246V244H173ZM198 246V245H197ZM150 247H152L150 245ZM162 247V246H161ZM166 247V245L164 246V248ZM1 248V246H0ZM7 248V247H6ZM5 248V249H6ZM41 248V247H40ZM58 248V247H57ZM97 248V247H96ZM134 248V247H133ZM132 248V249H133ZM153 248H155V246H153ZM159 248V247H158ZM178 248V247H177ZM186 248V247H185ZM190 248V247H189ZM188 248V249H189ZM44 249V248H43ZM41 249V250H43ZM47 249V248H45ZM95 249V248H94ZM160 249V248H159ZM158 249V250H159ZM202 249V248H201ZM29 250V249H28ZM51 250V249H50ZM65 250V249H64ZM63 250V251H64ZM155 250H157V248H155ZM165 250V249H164ZM174 250V249H173ZM187 250V249H186ZM190 251H192L191 249H189ZM199 250V249H198ZM52 251V250H51ZM55 251V250H54ZM95 251V250H94ZM154 251V249H153ZM162 251V250H161ZM179 251V250H178ZM197 251V250H196ZM26 252V250H25ZM114 252V251H113ZM132 252V251H131ZM157 252V251H156ZM166 252V251H165ZM188 252V250H187ZM194 252V251H193ZM1 253V252H0ZM5 253V252H3ZM8 253V252H6ZM29 253V252H28ZM39 253V252H38ZM49 253V252H48ZM72 253V252H71ZM148 253V252H147ZM175 253V252H174ZM181 253V252H180ZM195 253V252H194ZM201 253V254H202ZM9 254V253H8ZM97 254V253H96ZM114 254V255H116ZM133 254V253H132ZM160 254V253H159ZM192 254L188 252V255ZM5 255V254H4ZM19 255V254H18ZM61 255V253L59 254ZM68 255V253H67ZM72 255V257H73ZM128 255V254H127ZM175 255V254H174ZM9 256V255H8ZM9 256V257H10ZM62 256H65L64 254L61 255L60 257ZM133 256V255H132ZM136 256V255H135ZM176 256V255H175ZM197 256V255H196ZM199 256V254H198ZM204 256V257H203ZM35 257V256H34ZM38 261L39 258L38 256H36ZM116 257V256H115ZM189 257V256H188ZM2 258V257H1ZM6 258V257H5ZM13 258H8L9 260L10 259H13ZM17 258V257H16ZM15 258V259H16ZM32 258V257H31ZM73 258V260H75ZM176 258V257H175ZM190 258V257H189ZM187 258V259H189ZM36 259V258H35ZM65 259V258H64ZM69 259V258H68ZM71 259V258H70ZM180 259V257H179ZM184 259V258H182ZM192 259V258H191ZM198 259V258H197ZM200 259V258H199ZM33 260V259H32ZM67 260V259H66ZM65 260V261H66ZM125 260V259H124ZM11 261V260H10ZM14 261V260H13ZM12 261V262H13ZM18 261V260H17ZM34 261V260H33ZM37 261V262H38ZM72 261V260H71ZM123 261V260H122ZM121 261V262H122ZM177 261V260H176ZM180 261V260H179ZM184 261V260H183ZM186 261V260H185ZM189 262V260H187ZM42 262V261H41ZM128 262V261H127ZM138 262V261H137ZM192 262V261H191ZM190 262V263H191ZM227 262V263H228ZM35 263V262H34ZM33 263V264H34ZM73 263V262H72ZM75 263V262H74ZM78 263V262H77ZM80 263V262H79ZM134 263V262H133ZM179 263V262H178ZM198 263V262H197ZM198 263V264H199ZM223 263V262H222ZM221 263V264H222ZM225 263V262H224ZM10 264V262H9ZM12 264V263H11ZM123 264V263H122ZM124 264H130V263H124ZM135 264V263H134ZM148 264V263H147ZM181 264V263H180Z\"/></svg>","mask_w":264,"mask_h":264}]
</instances>
